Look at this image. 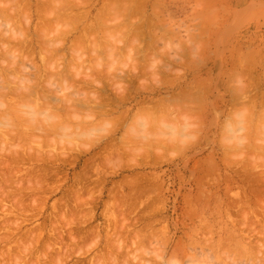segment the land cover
<instances>
[{
	"label": "rangeland",
	"instance_id": "1",
	"mask_svg": "<svg viewBox=\"0 0 264 264\" xmlns=\"http://www.w3.org/2000/svg\"><path fill=\"white\" fill-rule=\"evenodd\" d=\"M2 1H5V2L0 1V4H1L0 11L1 12L4 11L5 13L0 12L1 13L0 15L2 16V17L0 16L1 17L0 24H3V25H0L1 26L0 31L2 32L4 30L8 31L9 34H6L7 38L5 37V39L7 40L8 38H11L9 35H11L10 33L13 32L12 28L14 30L15 29L20 30L21 26L24 25L22 27L23 29L21 28L22 31L20 30L21 32L19 34L24 32L25 36H28L30 40L28 38L25 39V37L24 39H21V38L20 39L22 41L24 40V42L27 41L25 43L29 44L30 48L32 49L31 50L29 46H27V44H24L22 43V41H19L20 43H22V45L24 44L23 48L28 47L29 49L27 50L26 48V53L23 54L24 53L23 51L21 56L28 54V52L31 50L28 55H30L32 58H30V56L28 57V55H26L27 57H25V58H28L27 66H29L30 68L29 67L27 68L30 71V73L27 70H25L24 72H27V74L29 73L31 75L32 74L36 75L33 78L34 81H36V79L38 81L39 78H41V80H39L37 84L39 88L38 86L35 87L34 84L36 83L34 81H33L34 84L32 82H26V81L31 80V78L26 77L27 75H24V74L22 75L21 73L23 71L19 70L21 73H17V74L19 77L20 75H22L23 77L25 76L26 79L25 80H22L21 78L18 79L17 76L15 77L18 80L15 79L14 72L16 74L18 70L10 71L14 67L10 69V68H7L5 64L9 60L11 61L12 57L18 56V55H15L17 54L15 51H17L16 47H19L20 45H17L18 41L17 42L15 41L16 45L14 44L12 46V43H11L12 40L10 42V39H9L8 41L11 43L10 47L15 46L16 50L15 48H14L15 51L12 49L13 53L14 52L15 53L14 55L10 56L9 60L7 59V61L1 58L2 55L0 57V59L4 60V61L1 60L4 68L1 67L0 65L1 67L0 73H3V71L4 73H3V77L0 74V80L3 81L5 86L11 84L12 82H16L15 84L13 83L14 85L12 84V86L9 85L10 87H12V90H13L14 89L13 87H17L20 84L22 86L23 84L19 82L23 81L24 85L21 87L22 90L20 89V86L19 88L17 87L21 91H23L24 86H28V85L31 88L35 87L39 90L41 89V87H45L47 85L49 87L50 84H52V82L51 83L47 82L45 84L46 82L45 80L49 79L46 76V74L47 75L48 73L51 74L49 69H51V67L53 68V66L47 62L53 60L52 58H54L52 62L56 61V59L57 61L55 63L51 62V64H54L55 66V70L53 68L55 73H52V74L55 75L56 73L59 72L57 69L60 70L61 68L60 73L62 74L58 73L59 76L62 75V77H64L63 75L66 72L65 76L72 74L73 77L72 76H70L71 78L67 77L69 79V80L67 79L68 82L66 81V84L69 83L68 86L65 84L67 88L63 84L65 82L61 81L60 79H58L60 80V83L58 82L59 84H54L56 85V89L57 87H60V86L61 87L64 86L65 89H60L62 92V95H60L59 93L60 91L58 90H57L58 93L53 92V91L52 93H50L49 91L48 93L49 95L56 93V96H54L55 94L50 95L54 97L53 101L52 99L50 100L52 102L53 109L50 106L49 108H51V110L48 109L47 111L52 112L53 110L58 108V106L61 103L63 104L66 103V102H61L63 101L62 99H64L65 97H62V99H60L61 96H64V92L66 93L65 94L66 96L68 95V97L71 96V94H75L73 93L74 92L73 90H75V88L73 89L72 86H76V85H72V86H69V85L78 84L81 78L83 79L89 78L90 75H91L90 77L91 79L95 78L99 81H103L105 79L103 77L108 75L106 76L107 80L105 79L102 82V84L105 87L107 85L108 88L106 87L104 88L105 90L102 91V88L100 87L101 84H97V83L96 84L94 83V85L91 84L93 87L92 86L89 87L88 85V87L86 86L87 87L86 89L88 88L90 89L87 91L84 88V92H83V94L85 93L83 95L84 97L85 95H87L88 92H89L88 96L93 97V94H95L97 89L98 90L100 89L103 94L105 92L107 96L109 97L112 96L113 100L116 99V101H119V98H117L119 94L116 93V91H118L117 85L119 84H116V85L114 84L115 83L114 80L116 79L118 80L119 78H121L120 80H123L126 78L124 82H126V84L131 86L132 92H131L130 99L128 101L122 102L121 103L123 104L122 106L121 105L120 107L118 106L119 110L130 109V116L128 117V119H126L127 120L126 122L123 123L114 118L110 119L113 115L107 116L105 119V123L103 120H101L104 117L98 116V118L96 117L95 119L93 116H90L91 118L94 119L92 120L90 119V117L86 118L85 115L87 114H84V112L88 113V110L85 111L86 108L84 110V108L81 107L83 111L82 110L80 111L78 109L74 111V112L78 111L76 113L80 116H77L76 114L75 116L74 114H72V112L70 113L71 115H74L76 119L72 117L71 115L70 116L74 120H72L71 117L70 119L67 118L68 120H66V118L63 119L65 120V122L68 121L67 123H69L70 125L72 124L73 126L75 125L76 127L75 131H78L76 133L73 130L75 129L74 127H72L73 129L70 126H69L70 129L69 127L68 128L63 127L64 129L60 128L62 126H65L64 121L62 122L63 124L62 126L59 123L58 124L60 126H57V124H55L57 126V129L59 127L60 130L62 129L65 131V132L63 131L64 134L61 131H59L60 133L57 132V129L56 130L51 129L54 127H52L50 123L47 125L45 124L50 119L49 117L47 121L45 120V118L48 117L47 116L48 114H46L47 112L41 113L42 116L45 114L44 118L42 119L35 118L33 117V115L29 117L28 114L30 113L28 112L26 113L24 111H27L26 109H29V106L31 105L33 106L34 103L31 104L29 101L32 100L33 102L32 98L34 96H32V98L28 97V99H30L29 101L27 100L29 102V105H27L26 103L28 108L26 107L25 103L21 102L22 101L21 99H18V98L16 99L15 94H11L7 98L9 99L8 101L5 100L7 102V104L5 105L6 107L2 105L5 102L2 104L0 103V113H1L0 114V124L3 123V125H0V249H1L0 264H17V263L18 264H22V263L23 264H34V263L36 264H201V263L202 264H205V263L206 264L208 263L209 264H224L226 262L228 263V261L232 258V256L235 257V259L234 258L231 259L233 261L232 262L229 261L231 262L229 264L234 263V261L236 260H237V263L235 262V264H239V260L241 261L240 264L247 263V260L253 261V263L251 262L252 264L254 263L264 264L263 263L264 262V211H263L264 210V155H263L264 154L263 152L264 132L262 130L263 134L262 133L260 134L261 129H259V131L257 130L258 128L257 125L259 126L260 124H262L264 126V121H263L264 110L262 111V109L264 108V102H263L264 101V97H263L264 96V69H263L264 68V0H154V1L150 0L151 2L149 0H146L145 2L144 0H142L144 4H146V2L147 4L144 7L142 3L143 9L138 8V7L137 8L141 10H145L143 11L144 13L141 10H140L141 12L139 10L138 12L135 10L136 12H134L133 8L130 9V7H134L131 0L129 3L127 2L129 0H125L123 2L124 3L126 2L128 4V7H129L128 10L130 9V11H124L122 9L120 11H122L123 13L119 12L117 8L120 9L121 5H122V8H124L125 6H123L122 1L116 2V4H119L122 2L119 5L120 7H118V5L116 4L115 6H112L114 7L115 10L117 9L116 11L118 14L116 15L114 14L116 11L110 7L112 5V3L111 5L109 3L111 0L109 1L107 0L105 1L104 0H74V1L66 0L67 2L69 1V3H66L65 0L64 2H62V0H58L59 2L57 0H51L53 1V2H50V4L52 5L51 8L54 10L50 8L51 10L49 9V12L47 10L48 5H49L48 3L49 0L48 2L44 0V2H46V5L48 3L47 7L46 6L44 7L45 3L43 5L45 10L47 11L45 12L46 15L44 14V20L42 19L39 20L38 16L41 17L40 14L42 12L40 13L39 11H37V7L39 6L41 7V5L43 4L42 3L43 0H41L42 2L38 0L39 2H41V5L39 3V6H37L38 4L36 0H32V1L29 0L30 2L27 0L28 4H27V1L25 3V1L18 0L20 1L18 2L16 0L17 1L16 3L15 0H12V1L9 0L10 3H16L15 6L14 4H9L10 6L9 5L8 6L10 8H8V6L6 5L4 6V4L9 3L8 0H2ZM85 1H88V2H85ZM137 1H134V2L137 3ZM103 2L104 4L105 3L106 4L109 3V4L103 5ZM153 2H158V4L156 3L154 4L155 6L158 5L159 8L156 6L157 9H154V4L151 5ZM70 3L72 4L70 5ZM20 4H23V5L20 6ZM24 5H26V7L27 6L29 7L30 5L31 6L27 10L26 7H24L23 9ZM2 6H4V8H6L7 11L3 10L4 8L1 10ZM16 6L20 9V11ZM63 6L64 7L66 6V7L63 8ZM101 6H102V9L100 10ZM103 6H106V8ZM108 6L110 7V9L115 11L113 12V14L109 13V11L107 13ZM12 7L14 8L16 7L15 8L16 10L18 9L16 12L17 14L14 13L15 9H13ZM59 7H60V10H58ZM68 8H70L72 12ZM104 8L106 9V11L104 10ZM9 9L10 11L13 10L12 12L14 14L12 13L11 15V12L9 11ZM39 9L41 11L43 8L41 7V8H38V10ZM62 9L70 11L69 13L72 15L70 14L68 15V13H66L67 11H65L67 15L66 14L64 15L63 12L61 11ZM134 9H136V7H134ZM24 10L25 12H23ZM102 10L105 12L102 13L101 12ZM112 10H110V12H112ZM153 10L156 12L159 11V13L160 12L161 13L163 12V13L160 15H158L159 13L153 15ZM18 11L20 12V14ZM29 11L30 13H28ZM60 11L62 12L61 13L62 18L61 17L57 19L54 18L53 20V16L56 17L54 14L55 13L56 15L60 14ZM79 11L81 14L78 13ZM37 12H39L40 14L38 15ZM97 12L102 13L101 18L99 15L98 19L99 18L104 19L103 21H101L100 19L99 21L97 19V16H95V14L98 15ZM124 12L125 13L131 12L133 18L131 19L132 17L130 15L131 13H129V15L127 14L126 16H124L125 15ZM23 13H24V16H23ZM104 13H106L105 17H102ZM120 13L124 15L121 16ZM2 14L6 16L3 17L4 15ZM7 15H10L12 17L15 16V18L7 17ZM17 15H20V16L18 17ZM157 15L159 16V19H157ZM28 16L29 17L31 16L30 21H29ZM66 16L68 17L71 16V18L70 17L68 18ZM113 16L116 18H113ZM135 16H136V19H134ZM110 17H112L113 22L112 20H110L111 19ZM121 17H125V23L126 24L129 23L127 24L129 26L123 24L124 19ZM144 17L147 22L143 23L144 30H140L139 29L140 24L138 25V23H141L142 21L141 18L144 19ZM83 18L84 19L87 18V19L84 20ZM126 18L128 19V21L126 20ZM106 19L110 20V21L108 20L107 21L111 23V26H109L110 24L107 21H105ZM114 19L116 21H114ZM138 19L140 22L137 21ZM16 20L19 21L20 23H16L17 22ZM26 20L28 21L26 22ZM57 20H59V22ZM62 20H65V21H62ZM79 20L81 21V23ZM148 20L151 23L148 24ZM3 21H6L8 23L6 22L4 23ZM44 21L45 22L47 21V23H44ZM118 21L119 23H117V25L119 27L124 26L125 29L127 27L128 33L130 35L127 33V30L124 31L125 29L123 30L122 28V30H120L121 28H118V26L116 25V22ZM129 21H132V23L134 24H132ZM29 22H30V25L29 26L26 25V24H29ZM99 22L101 24L102 22L103 24H109L108 26L107 25L105 26L111 27L110 30L108 31L109 28L105 30L106 28L103 25H102L103 29L101 27L99 28L98 26L100 25ZM14 23H16L15 28L14 26H11L12 24L15 25ZM20 24L21 26H19ZM43 24L44 25L46 24V27ZM136 24L138 26H136ZM69 25L71 26L69 27ZM37 26L39 27L37 28ZM27 27H30V28H27ZM41 27L42 28L45 27L44 32L41 31L40 29ZM63 27L64 29L67 28V30L65 29L66 30L65 31L64 29H62ZM68 27H69V30H68ZM90 27H91V30H90ZM135 27L136 28L138 27L137 29L140 31V34L138 32L139 36H137V33L135 34L137 38L132 37L133 32L135 33V31L133 30H136ZM57 28H58V31L62 30L64 32L63 36H62L61 31L60 32L56 31ZM132 28L134 29L132 30ZM130 29L133 32L132 31L130 32L129 31ZM89 30L90 32L92 31V34L89 32ZM103 30H105V32ZM102 31L106 35L107 34L109 35V33H111V35L114 34V36L119 35L117 36L119 37V39L115 38L116 40H114L112 38L113 40H111L110 38L112 36L110 37V35L109 37L106 36L105 38V35L102 33ZM111 31H114L116 33L111 32ZM2 32H1V35H3ZM54 32L55 33L57 32L63 38L65 36L66 37L63 39L62 37L58 36V34L55 35ZM120 32L124 34H120ZM26 33H28V35ZM84 33H86L87 36L85 35V37L88 38V40L82 39ZM14 34H15V31H14ZM42 35H44V38L45 36H48L47 37L48 39L45 40ZM51 35H53L54 37ZM35 36H37L38 39L39 38L42 39V40L39 39V42L40 41L42 42V43L40 42L41 46L39 45V42L37 41L38 39ZM55 36L57 37V39ZM78 36L79 38L81 36L80 40H85V45L87 49L82 43L83 41L81 42L80 40H78L77 38ZM120 36L122 37L121 41H119L121 39ZM91 39H93V41H91L93 45H91V42H89ZM130 39L132 42L130 41ZM150 39H153V40H150ZM17 40H19V37ZM52 40L59 41L57 42L59 43V45L55 42L56 45L58 46L57 47L54 46V47L58 49V52L60 54L59 53L56 54L57 52H53L54 50L57 51V49L54 48L53 50L52 46L50 47L49 45L47 46L46 44L47 42L43 44L44 41H48V44H49L50 41ZM101 40H102V44H100ZM31 41L32 43H30ZM106 41L109 47H110L109 43H111L113 49L107 47L105 43ZM112 41L114 42L116 41V43L114 44V42ZM77 42H81V43H77ZM88 42L90 43L92 47L89 45ZM103 42L105 43V46L103 45L104 44ZM97 43H98L99 48L97 46ZM126 43H128L129 45ZM71 44L75 45L73 46L74 51L73 49L71 50L72 48ZM80 44H83L84 47L81 45V47L79 48L78 46H80ZM116 44L120 46H117ZM102 45L105 48L104 52H100L101 49L103 48ZM149 45H151L152 48H150ZM45 46L47 47V49H45ZM88 46H90V48H88ZM93 46H96L94 48L95 49L98 48V49L94 50L93 52L91 51L93 53L92 54L90 50L91 49L93 50ZM136 46H138L140 49L137 48ZM131 47L133 48L132 51L130 49ZM134 47H135V50H134ZM0 48H1L0 50L3 51V47L1 46ZM43 48L47 52H48V48L52 49L53 51L46 53L44 52V50H42ZM104 48L102 50H104ZM106 49H108L111 52V54H108L110 52ZM114 49H115L114 51L115 53L113 52ZM23 50H25V48ZM129 50L131 52H129ZM136 50L138 52L136 53L133 52ZM18 51H21V49ZM82 51L84 53H82ZM140 51H142L143 55L140 53ZM96 52H98L99 54L101 53L102 54V55L100 54L101 57ZM119 52L121 53L119 54ZM43 53L47 55L43 56L44 55ZM81 53L84 54L83 57ZM105 54H106V57H105ZM115 54L116 56H114ZM118 54L120 56H118ZM57 55H62L61 56L62 58ZM73 55H75V58H78L79 55H80L79 57H82V58H79L81 60L78 59L79 61H77L76 63ZM92 55H94L96 59ZM108 55H110L111 58ZM47 56L49 57V59H47L48 58ZM44 57H46L45 59H47L48 61L47 60L44 61L43 59ZM58 57L61 60L58 59ZM17 58L15 59L14 57L15 60L13 59L14 61L12 60L11 62L13 63L15 61L17 62ZM19 58L22 59L24 58V56L19 57ZM71 58L73 59L71 60ZM112 58H114L116 62L114 60H111ZM82 59L83 60L86 59V61L89 64L85 63L86 61L84 62ZM105 59H107L108 61ZM90 60L92 62H90ZM101 60L104 63L107 62V64H104V66H102ZM139 60L140 62L138 63L137 61ZM28 61H30L32 65L29 64L30 62ZM61 61H63L64 63ZM94 61L96 62L94 63ZM109 61L111 62L113 61L112 63L114 64L111 63L112 64L111 66L110 63H108ZM4 62L5 64H3ZM35 62L37 63L38 66L36 65ZM58 62H59V65H57ZM81 62L83 64L85 63L86 66L85 64L84 65L81 64ZM120 62L122 64H117ZM133 62L135 64L132 65ZM42 63L45 64V66H43ZM246 63H248L249 65H247ZM245 64L250 67V68L248 67L247 68L248 70L250 69V72L252 71L251 73L248 70L244 71L245 69H247L245 68L246 67ZM49 65L51 67L48 69L47 66ZM69 65L72 68H74V70L75 69L77 70L74 71L73 69H71V67H69ZM79 65L81 67L82 65L84 66V68L83 67L82 68L85 70L83 69L82 70L85 73V76L83 75L84 73L80 74L82 70ZM87 65L88 66L91 65V66L88 67ZM242 65L244 66V68ZM135 66H138V67L136 68ZM92 67L93 68L97 67V68L93 69ZM101 67H103L102 72H101L102 70ZM2 68L4 70H1ZM44 68L45 69L47 68L49 72L46 71L47 73L45 74ZM89 68L92 69L91 72H89L90 71ZM68 69L71 72H68L69 71ZM97 69H99L100 71L99 70L96 71ZM112 69H113V73L110 72V70L112 71ZM8 70H9V73H12V74H9ZM38 70L40 73L37 72ZM33 71L34 72L36 71L37 74H35L36 72L34 73ZM107 71H109L110 77L114 76V78L113 77L110 78L109 74H106ZM94 72H95L94 74L95 77L92 74ZM74 73L78 74L77 77L75 76ZM43 74H45V77H46L45 80L42 79V77H40L41 75L43 76ZM100 74H102L101 76L103 77L99 76ZM115 74H118V76ZM159 75H161L160 78L156 77ZM97 76L99 78H97ZM244 76H246L245 79L243 78ZM247 77L248 79L250 78V80H247ZM3 78L5 79V81ZM7 78H8V81H7ZM57 78H61V77H57ZM254 78H255V81H254ZM42 80L45 81L44 82L45 85H43V83L40 84L41 82H43ZM58 80H56L55 82L57 83ZM112 80L114 83H112ZM17 81H19L18 84H17ZM47 81H51V80H47ZM74 81L76 83H74ZM109 81L111 82L108 83ZM31 83L33 84V86ZM60 84H63V85H60ZM245 84L248 86H246ZM252 86L253 88H251ZM18 89L16 91H19ZM50 89H44V90L47 91ZM62 90H64V92ZM187 93H188V96H186ZM234 93H237V94H234ZM240 94H243L244 96L243 95L240 96ZM247 94L249 95V97ZM75 95H78V94H75ZM75 95H72L73 97L71 98L74 99ZM79 95H80L79 97L82 98V94L80 93ZM12 98L15 99V102L17 100L18 101L21 100L20 101L21 104L19 103V105L16 106V108L14 107V109H18L16 111L14 109H10V107H13L12 105H14L15 103ZM58 98L60 100V103H59V100H56ZM242 99L243 101H241ZM157 100L159 103L157 102ZM18 101L16 102V104L18 103ZM41 101L43 102L42 99H39L38 102L40 103ZM160 101L161 102L166 101V102L161 103ZM53 102H54V105L56 102L58 106L57 107L56 105L54 106ZM22 104H23V108L25 106L24 108L25 110L21 108ZM154 104L156 105L158 104L159 106H155ZM262 104H263V107H262ZM115 105H119V104L116 103ZM153 105L155 107H153ZM141 106L143 107L146 106V108L148 107L149 110H147L148 108L141 109ZM54 107L56 108L54 109ZM113 107H114V104H113ZM137 107H140V108H137ZM165 107L166 108L168 107L167 108L168 111L166 110ZM186 107H188L189 111ZM240 107L242 108V110H240ZM254 107H256V109L258 108L257 111L259 112L255 111ZM139 109L143 110L144 112L146 110L145 112L146 114L144 112H141V110L139 111ZM181 109H182V112H181ZM153 110H156V112L154 111L155 113H153ZM186 110L188 112H186ZM58 111L60 113H58ZM58 111L57 109L55 110L56 113L62 114L60 117H65V115L67 114L66 112H68V111L64 112L65 110L64 111L58 110ZM79 111H80V114H79ZM157 111H161L162 114ZM163 111H166V112H163ZM11 112H14V113L17 112L16 116L13 113L10 114ZM135 112L136 114H134ZM137 112H139V114L140 113L141 114L143 113V114L139 116ZM151 113L153 114L151 115ZM189 113L190 114L192 113L191 114L192 117L191 115L188 116ZM257 113L258 114L261 113V114L258 115ZM11 115H13L14 118H12ZM67 115L69 116V114ZM131 115H133L134 118L133 116L131 117ZM136 115L138 116L136 117ZM153 115L155 116V119L151 120V117ZM246 115H248V117ZM154 116L152 118H154ZM185 116L188 117V120H186ZM214 116L215 118H217V120L214 119ZM236 116L238 117V119ZM259 116H261L260 117L261 119L259 118ZM16 117H18L17 118L18 122L16 121ZM60 117L58 118V120L61 119L60 120L61 122L62 118ZM80 117H82L81 119H84L82 120V122H80L81 121ZM252 117L253 118L256 117V118L253 119ZM55 118L56 117H54V119ZM99 118L100 120H98ZM135 118L136 120H134ZM138 118L139 120H137ZM164 118H166L167 123L163 122L165 121ZM176 118L180 119L181 122L180 120L179 122H176L175 121L177 120ZM251 118L253 119V121H251L252 120ZM24 119L26 120V122H23ZM29 119L32 121H30ZM131 119L135 121V122L133 121L134 123H132V125L135 124L136 122L139 123V124L137 123L135 124L136 128L134 125L130 126L131 124L130 122H132ZM249 119H250V122L248 121ZM256 119H259L260 121ZM27 120L29 121L27 122ZM44 120L46 121L45 123H43ZM51 120L52 119H50L49 121L51 122ZM85 120H88V121H85ZM110 120L112 122L111 124L109 123ZM155 120L156 122H158V124L156 123V125H155ZM19 121L23 122V124L24 123L26 124L23 125ZM98 121H101L103 123H100ZM214 121L215 122L217 121V122L215 123ZM228 121L229 122L231 121V125L232 124L234 125V126L232 125V128L230 129H229L230 123ZM239 121H242L241 123L244 124V125L241 124L243 128L239 129V127H241L240 125L238 126L237 124ZM92 122H97V125L99 126L97 127L96 125H94L97 128L94 126L92 127V128H96L95 130L92 129L93 130L91 132L92 134L90 132H89V135L86 134V131L88 130H85V132L83 131L82 133V131H79L80 128L79 129L77 128L80 126V124L78 123H81V129H82V124L84 127L83 129H86L85 128L86 125L84 126V123L85 124L88 123L87 126L89 125L88 127H91ZM171 122H174V123L172 124ZM247 122H248V125H247ZM38 123L39 124L43 123V125L45 126L50 125V128L46 127L47 128L46 129L44 128L43 125L39 126ZM149 123L150 124L152 123V124L150 125ZM169 123L171 124L169 125ZM177 123L178 124L180 123L179 126L184 125L182 126L183 128L181 126L179 127ZM224 123L226 124V126H224ZM19 124L21 125V128H22L21 130L19 129L20 128ZM27 125L30 126V129H29V126ZM33 125H36V126H33ZM172 125L174 129L173 127H171ZM235 125H237L238 130H237V127H235ZM31 126L35 128L37 126L38 127L36 129L32 128L33 130H31ZM128 126H130L129 129H127ZM248 126H251V127H248ZM141 127H142V130H141ZM146 127L148 128V131L150 130L151 132H153L152 135H155L156 137L155 136H152L151 138L149 137L151 140H149L148 136L145 137L143 135L144 134L143 131L145 130ZM25 128L27 129L25 130ZM179 128L180 129L182 128V129L178 132ZM250 128H252V130ZM262 128L264 129V127ZM43 129L48 130V132ZM71 129L74 131L72 132V134L75 133L74 135H76L75 137L77 140L74 138V136L72 137L70 136L72 139L66 138V137H69L67 135H70ZM233 129L237 131L235 132ZM241 129L242 130L244 129V130L242 131ZM246 129L249 134L248 135L249 137L247 136ZM23 130H25L26 132ZM53 130L56 134L55 137L58 136V138L61 137L62 139H59V140L57 138L55 139V137H53L54 134L53 136L49 135L50 131L53 133ZM127 130L130 133L134 132L136 135L130 134ZM130 130L133 132H131ZM135 130H137L136 132H139L141 130L139 132L141 134L136 133ZM168 130H170V132ZM15 131L16 132L18 131V132L16 133ZM66 131L70 133L69 134L67 133L66 135ZM95 131L99 133L95 134L96 133ZM155 131L156 132L158 131L157 134H155ZM189 131L191 132L188 133ZM232 131H234V133ZM27 132L28 134L31 132L30 134H32L31 136H33V138L30 136V134L27 135ZM38 132L40 135H38ZM79 132L81 134H78ZM109 132H110V135H109ZM146 132L147 131H145V133ZM229 132L232 133V135ZM33 133L35 136L33 135ZM122 133H124V135ZM99 134L101 135L104 134L102 135L103 138ZM146 134H148V132ZM255 134H257L258 137H256ZM7 136H11V137H7ZM86 136L87 137L89 136L88 138H90L89 139L90 142L88 141V138L86 139ZM93 136L97 138L96 141H94L96 142V144L93 142V140L95 139ZM122 136L124 137V140L127 139V142L126 140L125 142H123V147L125 149L120 148L121 150L119 149V151L122 155L124 153L125 155L122 156L117 151L115 152L116 157L115 156L113 157V160H114L113 161L112 156L114 155V152L112 151L114 150L110 149L112 150L111 152L113 153L111 154L110 151L104 150L106 148V147L104 148V146L107 145L108 147L110 141L112 142L113 140L114 141L118 139L120 140V137L123 139ZM157 136L159 137L157 138ZM83 137L85 138L83 139ZM99 137H100V142H99ZM128 137L130 140L128 139ZM133 137H135L136 139ZM8 138H11V139L9 140ZM48 138L52 140L50 141ZM64 138L70 141H67ZM137 138L139 139L141 138L140 139L141 142L133 141V140H137ZM159 138L161 139L162 142L160 141ZM23 139H26L27 141ZM39 139L40 141H38ZM41 139L43 141L45 139L46 142L47 141L49 142V143L48 142L46 143L47 146L43 145L45 143ZM80 139H83V141ZM131 140L135 142V145H133L134 143L131 142ZM41 141L43 144L41 143ZM64 141L70 142L69 146L68 144L66 145L65 143L67 142H64ZM149 141L150 143H148ZM151 141H153V143ZM233 141H235L234 145H233ZM27 142L28 143L30 142L31 144L30 143L28 144ZM50 142L53 144H50ZM71 142L73 144H71ZM221 142L223 143V145ZM230 142L232 144V147L230 146L231 145ZM57 143L61 147L58 146ZM129 143L130 144L133 143V144L130 145ZM63 144L68 146L70 151L68 150V147L64 146ZM74 144L76 147L74 146ZM126 144L130 146L128 147V145ZM143 144H144V147H143ZM151 144L153 145L151 146ZM154 144L156 145L154 146ZM39 145H42V146L39 147ZM52 145L54 147H57L56 151L52 150V149H56V148H53ZM62 145L64 146V149ZM140 145H142L141 147H143L144 149H142L141 147H138ZM146 145L147 147H149V148H146L147 151L145 150ZM28 146L29 147L31 146L32 149L29 148ZM133 146H135L134 150L129 149ZM235 146L237 147L240 146V147L237 149V147ZM33 147L35 148L33 149ZM48 147H51V149ZM80 147H84L85 150L84 148H80ZM150 147H153V148H150ZM139 148H141L142 150ZM82 149L84 151H82ZM103 150L106 151V153H104ZM129 150H131L130 152H135V154H138V155L131 154ZM122 151H124V153ZM230 151L234 153L230 155L229 154L231 153ZM33 152H35V154H33ZM128 153L131 155V158ZM13 154H15L16 156H13ZM53 154L56 159L61 158V156H62V159L61 160L59 159V161L56 160L58 162H55L54 156L52 159ZM67 154H69L70 156L69 155L67 156ZM96 154H98L99 157H102V158L98 160L99 157ZM104 154L105 156H103ZM19 155L20 156L22 155V156L20 157ZM95 155L98 158L95 157L96 158L95 159L93 157ZM108 155L110 158L106 157ZM212 155L214 156L212 157ZM49 156L51 158H48ZM132 156L135 158H133ZM103 157H105V159H103ZM33 158H36L35 159L36 161ZM68 158H70L71 160ZM48 159L50 161H48ZM92 159L94 160L92 161ZM16 167L17 168L19 167V168L17 169ZM13 168L14 170H12ZM51 169L52 171H50ZM84 173H85L84 178L86 179H83V178L80 179V177L83 176ZM229 176L231 179L229 178ZM87 178L89 179L87 180ZM77 179L81 181L80 184H79V181L78 183H76ZM135 179L136 181H134ZM74 194H75V197L78 196L76 197L78 200L74 199L75 198ZM256 194L257 195L259 194V195L257 196ZM124 196L125 198H123ZM241 196H244V197L246 196L245 198L250 200L249 201L250 204L245 198H242ZM70 198L71 199L73 198V200H71ZM82 198L84 199L83 201H82ZM72 201H75V202H72ZM67 221H70L71 223ZM57 232H58V235H57L58 237L55 235V233L57 234ZM68 233L70 235H68ZM1 237H4V238H1ZM75 240L76 242H74ZM200 247L203 248L202 249V251L204 252L203 254H197L196 252V251H200L201 249ZM13 249L15 250L13 251ZM210 251H211V254H210ZM205 252H206V255H205ZM6 253H7V256H6ZM70 253L72 254L70 255ZM216 253L219 255H217ZM57 254H59L60 256H58ZM213 254H215L217 258L218 257L220 258L216 259V257ZM208 255H209V258H210V255L214 256L213 258H215L216 260L210 258L211 261L209 260L210 262H208L207 260L209 259L207 258ZM7 257H9V259ZM13 257L17 258V260L14 259ZM226 257L228 258V261ZM195 258H197L198 260H196ZM199 258L205 262L201 260H200L201 263L198 262ZM35 259L36 260L38 259V261H36ZM3 260L4 262H2ZM59 260H61L62 262ZM242 260L245 261V263H243Z\"/></svg>",
	"mask_w": 264,
	"mask_h": 264
},
{
	"label": "bare ground",
	"instance_id": "2",
	"mask_svg": "<svg viewBox=\"0 0 264 264\" xmlns=\"http://www.w3.org/2000/svg\"><path fill=\"white\" fill-rule=\"evenodd\" d=\"M0 1H1V2H5V1H2V0H0ZM11 1H12V0H11ZM15 1H16V0H15ZM17 1H18V0H17ZM17 1H16V3H17ZM20 1H25V3H26L27 0H20ZM20 1H18V2H20ZM28 1H29V0H28ZM28 1H27V4H28ZM30 1H32V0H30ZM30 1H29V2H30ZM39 1H41V0H39ZM39 1L36 0V2H37V4H38V5L36 4L37 6H39V3H40V5H41V2H42V1H41V2H39ZM57 1H58V0H57ZM73 1H74V0H73ZM104 1H105V0H104ZM107 1H109V0H107ZM112 1H113V2H112ZM120 1L123 2V1H125V0H118V1H117V0H116V1L111 0V1L109 2L110 5H111V3H112V5H111L110 7L114 9V7H112V6H115L116 2H120ZM134 1H137V0H133V1L131 0L133 6L136 7V9H134V7H130V9L133 8V11H134V12H136V11L138 12V10L140 11L141 9H143V8H142L143 5H144V7H145V5L147 4V2H146V4H144L142 0H141V2H140V0H138L137 3H135ZM145 1H146V0H144V2H145ZM149 1H150V0H149ZM149 1H148V2H149ZM153 1H154V0H153ZM8 2H9V3L4 4V6H5V5L8 6L9 4H14V6H15V4H16V3H10L9 0H8ZM46 2H48V0H46ZM46 2H44V0H43V2H42L43 4L41 5V7H42L44 10L42 9V10L40 11V9L38 10V8H41V7H40V6L37 7V11H39L40 13L42 12L41 14H40L39 12H37L38 15L40 14L41 17H43V18H41L40 16H38V17H39V20H40V19L44 20V14L46 15L45 12H47V11L45 10L44 7H45V6L47 7V5H48V3H49L50 6L48 5V8H47L48 12H49V9L52 7V5L50 4V2H53V1L49 0V2L47 3V5H46ZM58 2H59V1H58ZM62 2H64V0H62ZM65 2H66V3H69V1L67 2L66 0H65ZM85 2H88V1H85ZM122 2H121V3H122ZM127 2L129 3L130 0L127 1ZM150 2H151V1H150ZM23 3H24V2H23ZM25 3H24V4H25ZM44 3H45V5H44ZM72 3H74V2H72ZM72 3H70V5H71ZM109 3H107V4H109ZM121 3L116 4V5H118V7H120L119 5H120ZM134 3H135V5H134ZM142 3H143V5H142ZM154 3L158 4V2H153L151 5H153ZM31 4H32V2H31ZM77 4H78V3H77ZM105 4H106V3H105ZM105 4H104V2H103V5H105ZM107 4H106V5H107ZM122 4H123V6H125V7L122 8V5H121V8H120V9L117 8L119 12L123 13L122 11H120V10H122V9H123L124 11H130V9L128 10L129 7H128V4H127L126 2H125V3L123 2ZM126 4H127V6H126ZM21 5H23V4H20V6H21ZM43 5H44V7H43ZM62 5H63V4H62ZM64 5H66V4H64ZM68 5H69V4H68ZM70 5H69V6H70ZM130 5H131V3H130ZM0 6H1V4H0ZM4 6L1 7V10L4 8ZM9 6H10V5H9ZM9 6H8V8H10ZM11 6H12V5H11ZM20 6H19V7H20ZM30 6H31V5H30ZM30 6H29V7H30ZM56 6H57V5H56ZM73 6H74V5H73ZM156 6L158 7V5H156ZM156 6H155V4H154V9H157ZM16 7H17V6H16ZM16 7H15V8H16ZM24 7H26V5L23 6V9H24ZM27 7H28V6H27ZM27 7H26V9L28 10L29 7H28V8H27ZM60 7H61V5H60ZM60 7H59L58 10H60ZM65 7H66V6H65ZM65 7L63 6V8H65ZM67 7H68V6H67ZM76 7H77V6H76ZM80 7H81V6H80ZM83 7H84V6H83ZM103 7L106 8V6H103ZM110 7L108 6V8H107V13H108V11H109V13L113 14V12H115L117 9H116V10L114 9V10H115V11H114V10L110 9ZM137 7H138V8H141V9H138ZM8 8H7V9H8ZM12 8L15 9L14 7H12ZM12 8H11V9H12ZM17 8H18V7H17ZM53 8H54V6H53ZM70 8H71V7H70ZM70 8H68V9H70ZM78 8H79V7H78ZM105 8H104V10L106 11ZM158 8H159V7H158ZM18 9H19V8H18ZM18 9H17V10H18ZM51 9H52V8H51ZM51 9H50V10H51ZM66 9H67V8H66ZM101 9H102V6H101L100 10H101ZM3 10H6V8H4ZM17 10L15 9V12H14V13H16ZM52 10H54V9H52ZM73 10H74V9H73ZM110 10H112V12H110ZM135 10H136V11H135ZM6 11H7V10H6ZM9 11H10V9H9ZM12 11H13V10L10 11V12H11V15H12V13H13ZM19 11H20V9H19ZM19 11H18V12H19ZM43 11H44V12H43ZM61 11L63 12L64 15H65L66 13H68V15H69V14H70L69 12L71 11V9H70V11L63 10V9H62ZM61 11H60V14H57V15H56V13L54 14L56 17L53 16V20H54V18L57 19V18H59V17L62 16V14H61L62 12H61ZM65 11H67V12L65 13ZM87 11H88V10H87ZM105 11L102 10L101 12L103 13V12H105ZM133 11H132V12H133ZM141 11L143 12V11H145V10H141ZM141 11H140V12H141ZM157 11H158V10H157ZM0 12H1V11H0ZM23 12H25V10H24ZM51 12H52V11H51ZM55 12H56V10H55ZM57 12H59V11H57ZM71 12H72V11H71ZM101 12H97L98 15L95 14V16H97V19H98V16H99V15H100V18H101V15H102ZM154 12H156V11L153 10V15L159 13V11L156 12V13H154ZM1 13H5V12L2 11ZM1 13H0V14H1ZM14 13H13V14H14ZM28 13H30V11H29ZM78 13H80V11H79ZM88 13H90V12H88ZM99 13H101V14H99ZM121 13H120L121 16L124 15V14H121ZM124 13H125V12H124ZM129 13H131V12H129ZM129 13L126 12L124 16H126L127 14L129 15ZM143 13H144V12H143ZM162 13H163V12H162ZM162 13L160 12L158 15H160V14H162ZM6 14H7V13H6ZM8 14H9V12H8ZM16 14H17V13H16ZM16 14H15V15H16ZM19 14H20V12H19ZM25 14H26V13H25ZM42 14H43V16H42ZM80 14H81V13H80ZM83 14H84V13H83ZM105 14H106V13H104L102 17H105ZM114 14H115V15L118 14L117 11H116ZM2 15H4V14H2ZM28 15H29V14H28ZM48 15H49V14H48ZM58 15H59V16H58ZM64 15H63V16H64ZM66 15H67V14H66ZM70 15H72V14H70ZM84 15H85V14H84ZM84 15H83V16H84ZM108 15H110V14H108ZM130 15L132 16V13H131ZM134 15H135V14H134ZM144 15H145V14H144ZM144 15H143V16H144ZM158 15H157V19H159V16H158ZM0 16H1V15H0ZM5 16H6V15H4L3 17H5ZM17 16L19 17L20 15H17ZM23 16H24V13H23ZM73 16H74V14H73ZM80 16H82V15H80ZM106 16H107V15H106ZM111 16H112V15H111ZM131 16H129V17H131ZM1 17H2V16H1ZM1 17H0V18H1ZM7 17H12V16L7 15ZM7 17H6V19H7ZM28 17H29V16H28ZM28 17H27V18H28ZM30 17H31V16H30ZM30 17H29V21H30ZM38 17H37V19H38ZM66 17H68V16H66ZM69 17L71 18V16H69ZM69 17H68V18H69ZM76 17H77V16H76ZM107 17H108V16H107ZM119 17H120V16H119ZM149 17H150V16H149ZM154 17H156V16H154ZM12 18H15V16L12 17ZM21 18H22V17H21ZM61 18H62V17H61ZM72 18H73V17H72ZM100 18H99V19H100ZM110 18H111L110 20H112V17H110ZM113 18H116V17L113 16ZM117 18H118V16H117ZM121 18L124 19V20L121 19V20H123V22H124L123 24H125V25L129 24V23H127V24L125 23V17H121ZM127 18H128V17H127ZM127 18H126V20L128 21ZM132 18H133V16L131 17V19H132ZM152 18H153V16H152ZM3 19H4V18H3ZM16 19H17V18H16ZM25 19H26V17H25ZM25 19H24V21H25ZM83 19H84V18H83ZM83 19H81V20H83ZM85 19H87V18H85ZM85 19H84V20H85ZM97 19H96V20H97ZM99 19H98V20H99ZM134 19H136V16H135ZM139 19H140V18H139ZM139 19L137 20L138 22H140ZM8 20H10V19H8ZM12 20H13V19H12ZM14 20H15V19H14ZM18 20H19V18H18ZM22 20H23V19H22ZM22 20H21V21H22ZM45 20H47V19H45ZM48 20H49V19H48ZM59 20H60V19H59ZM59 20H57V21L59 22ZM98 20H97V21H98ZM100 20L103 21L104 19H100ZM100 20H99V21H100ZM107 20H108V19H106L105 21H107ZM110 20H108V21H110ZM118 20H119V19H118ZM141 20H142L141 23H138V25L140 24L139 29H140V30H144V24H143V23H146L147 21L145 20V17H144V19L141 18ZM144 20H145V22H144ZM149 20H150V19H149ZM149 20H148V24L151 23V22H150L151 20H150V21H149ZM16 21H17V20H16ZM27 21H28V20H26V22H27ZM49 21H50V20H49ZM49 21H48V22H49ZM62 21H65V20H62ZM66 21H67V20H66ZM79 21H80V20H79ZM79 21H78V22H79ZM97 21H96V22H97ZM108 21H107V22H108ZM114 21H116V20L114 19ZM137 21H136V23H137ZM152 21H153V20H152ZM3 22L5 23L6 21H3ZM13 22H14V21H13ZM50 22H51V21H50ZM107 22H106V23H107ZM112 22H113V20H112ZM129 22L132 23V21H129ZM133 22H135V21H133ZM1 23H2V22H1ZM6 23H8V22H6ZM9 23H10V22H9ZM16 23H20V22L17 21ZM16 23H14L15 25L12 24L11 26H14V28H15ZM22 23H23V22H22ZM22 23H21V24H22ZM40 23H41V22H40ZM44 23H47V21H46V22L44 21ZM62 23H63V22H62ZM80 23H81V21H80ZM97 23H98V22H97ZM108 23H109L110 25H109V24H103V22H102V24L99 22L100 25H98V24H97V25L99 26V28L101 27L102 29H103V26H104V27L106 28L105 30H107V29L109 28V29H108V31H109L111 27H107V26H108V25L111 26V23H110V22H108ZM117 23H119V21L116 22V25H117ZM120 23H122V22H120ZM21 24H20L19 26H21ZM25 24H26V23H25ZM76 24H77V23H76ZM88 24H89V23H88ZM114 24H115V23H114ZM132 24H134V23H132ZM142 24H143V25H142ZM0 25H3V24H0ZM6 25H7V24H6ZM26 25L29 26V25H30V22H29V24H26ZM26 25H25V27H26ZM38 25H39V24H38ZM43 25H44V24H43ZM52 25H53V24H52ZM84 25H85V24H84ZM95 25H96V24H95ZM102 25H103V26H102ZM105 25H107V26H105ZM130 25H131V24H130ZM138 25L136 24V26H138ZM141 25H142L143 27H142ZM9 26H10V25H9ZM23 26H24V25H22L21 28H22ZM40 26H41V25H40ZM44 26L46 27V24H45ZM47 26H48V25H47ZM70 26H71V25H69V27H70ZM91 26H92V25H91ZM112 26H113V25H112ZM117 26H118V25H117ZM120 26H122V25H120ZM127 26H129V25H127ZM132 26H133V25H132ZM132 26H131V27H132ZM0 27H1V26H0ZM25 27H24V28H25ZM38 27H39V26H37V28H38ZM42 27H43V26H42ZM42 27H41L40 29H41L42 32H44V30H45L44 28H45V27H44V28H42ZM61 27H62V26H61ZM61 27H60V28H61ZM65 27H67V26H65ZM69 27H68V30H69ZM86 27H88V26H86ZM86 27H85V28H86ZM131 27H130V28H131ZM6 28H7V27H6ZM19 28H20V27H19ZM21 28H20V30H21ZM27 28H30V27H27ZM47 28H48V27H47ZM49 28H50V26H49ZM60 28H59V30H60ZM95 28H96V26H95ZM95 28H94V30H95ZM112 28H114V27H112ZM115 28H116V26H115ZM118 28H121L120 30H122V28H123V30L125 29L124 26H122V27H119V26H118ZM135 28H136V27H135ZM137 28H138V27H137ZM137 28H136V30H133L134 28H132V30L135 31V33H134L131 29L129 30L130 32H131V31L133 32V36H132L133 38H134V37L137 38V36H139V35H138V32H139V34H140V31H139ZM1 29H2V28H1ZM4 29H5V28H4ZM7 29H8V28H7ZM9 29H10V28H9ZM22 29H23V28H22ZM40 29H39V30H40ZM62 29H64V27H63ZM65 29L67 30V28H65ZM65 29H64V30H65ZM83 29H84V28H83ZM83 29H82V30H83ZM92 29H93V27H92ZM12 30H13V32L10 33L11 35H9L11 38H8L7 40L5 39V37H6V34H9L8 31H7V30H4L5 32H4V31H3V32L0 31V47H1V46L3 47V51L0 50V52H1V53H0V57H1V55H2L1 58L5 59L6 61H7V59L9 60L10 56L14 55L15 52L17 53V54H15V55H18V56H14L15 59H16L17 57L19 58V57H22V56H24V58H25V57H27L26 55H28V54L30 53V51L32 50V49L30 48L29 44L25 43V42H27V41L24 42V40H23V41L21 40V39H24V37H25V39H26V38L29 39V37H28V36H25L24 32L21 33V34H19L22 30L20 31L19 29H17L19 32H18L16 29L14 30L13 28H12ZM47 30H48V29H47ZM66 30H65V31H66ZM90 30H91V27H90ZM90 30H89V32H90ZM94 30H93V31H94ZM105 30H103V31L105 32ZM111 30H112V29H111ZM116 30H117V28H116ZM120 30H119V31H120ZM126 30H127V27H126V29H125L124 31H126ZM6 31H7V32H6ZM14 31H15V34H14ZM37 31H38V30H37ZM37 31H36V32H37ZM56 31H57V32H60V31H61L62 36L64 35V32H63L62 30L58 31V28H57ZM103 31H102V33L104 34ZM108 31H106V32H108ZM1 32L3 33V35H1ZM9 32H10V31H9ZM26 32H27V31H26ZM29 32H30V30H29ZM39 32H40V31H39ZM57 32H56V33L54 32L55 35L58 34ZM87 32H88V31H87ZM87 32H86V33H87ZM111 32H114V31H111ZM117 32H118V31H117ZM122 32H123V31H122ZM122 32H120V34H124V33H122ZM16 33H18L19 35L16 34ZM45 33H46V32H45ZM61 33H60V34H61ZM67 33H68V31H67ZM81 33H82V32H81ZM86 33L83 34L82 39H87V40H88V38L85 37ZM90 33L92 34V31H91ZM114 33H116V32H114ZM118 33H119V32H118ZM127 33H128V30H127ZM136 33H137V36L135 35ZM23 34H24V35H23ZM26 34L28 35V33H26ZM37 34H38V33H37ZM37 34H36V35H37ZM47 34H48V33H47ZM65 34H66V33H65ZM88 34H89V33H88ZM103 34H102V35H103ZM128 34H129V33H128ZM131 34H132V33H131ZM141 34H142V33H141ZM20 35H22L23 37L20 36ZM104 35H105V38H106V36L109 37V35H110V37L112 36V37L110 38L111 40H113V39L116 40L117 38L119 39V37H117V36H119V35H115V36H114V34L111 35V33H109V35H108V34H107V35L104 34ZM129 35H130V34H129ZM29 36H31V35H29ZM39 36H40V35H39ZM42 36H43V38H44V35H42ZM51 36H53V35H51ZM51 36H50V37H51ZM58 36L62 37V36L59 35V34H58ZM81 36H82V34H81ZM81 36H80V38H79V36L77 37L78 40L81 39ZM86 36H87V35H86ZM125 36H126V35H125ZM152 36H153V35H152ZM155 36H156V35H155ZM12 37H13V38H12ZM14 37H15V38H14ZM16 37H17V38H16ZM18 37H19V40H17ZM35 37L38 39L37 36H35ZM47 37H48V36H45L44 39L47 40V39H48ZM53 37H54V36H53ZM55 37H56V36H55ZM65 37H66V36H65ZM65 37H64V38H65ZM88 37H89V36H88ZM120 37H121V36H120ZM123 37H124V36H123ZM126 37H127V36H126ZM128 37H129V36H128ZM153 37H154V36H153ZM153 37H152V38H153ZM6 38H7V37H6ZM20 38H21V39H20ZM30 38H32V37H30ZM33 38H34V37H33ZM62 38H63V37H62ZM64 38H63V39H64ZM102 38H104V37H102ZM112 38H113V39H112ZM115 38H116V39H115ZM139 38H140V37H139ZM9 39H10V42H11V40H12V42H11V43H12V46L15 44V41H16V42L18 41L17 45H20V46H19V47H16V48H17V51H15V50H16L15 46H14V47L11 46L12 48L10 47L11 43L8 41ZM14 39H15V40H14ZM28 39H27V40H28ZM39 39L42 40L41 38H39ZM39 39L37 40L38 42H39ZM53 39H55V38H53ZM56 39H57V37H56ZM124 39H125V38H124ZM155 39H156V38H155ZM29 40H30V39H29ZM31 40H33V39H31ZM34 40H35V39H34ZM87 40H86V41H87ZM102 40H103V39H102ZM102 40H101V43H100V44H102ZM121 40H122V37H121V39H120L119 41H121ZM133 40H134V39H133ZM150 40H153V39H150ZM7 41H8L10 44H9ZM19 41H22V43L27 44V46H29V48H30L31 50L28 52V54H26V55H22V56H21V54H22L23 51H24L23 54L26 53V48H27V50H29V49H28V47H24L25 50H23V49H24V48H23L24 44L22 45V43H20ZM75 41H76V39H75ZM75 41H74V42H75ZM80 41H81V42L83 41L82 43H83L84 46L86 47V45H85V40H80ZM91 41H93V39H91L89 42H91ZM103 41H104V40H103ZM108 41H109V40H108ZM117 41H118V40H117ZM130 41H131V39H130ZM40 42H41V41H40ZM40 42H39V45L42 43V42H41V43H40ZM46 42H47V43H46ZM55 42L57 43V42H59V41H53V40H52V41H50V43H52V44H50V43L48 44V41H44L43 44L46 43L47 46H48V45H49V47L52 46L53 48H52V47H51V48L54 50V48H56V47L59 45V43H57L58 45H56ZM81 42H77V43H81ZM89 42H88V43H89ZM99 42H100V41H99ZM110 42H111V41H110ZM112 42H114V41H112ZM131 42H132V41H131ZM28 43H29V41H28ZM30 43H32V41H31ZM54 43H55V44H54ZM86 43H87V42H86ZM103 43H104V42H103ZM105 43H106V45H107V41H106ZM105 43L103 44L104 46H105ZM108 43H109V42H108ZM115 43H116V41L114 42V44H115ZM118 43H119V42H118ZM173 43H174V42H173ZM43 44H42V45H43ZM83 44H80V46H78V47L80 48L81 45L83 46ZM112 44H113V43H112ZM126 44H128V43H126ZM142 44H143V43H142ZM174 44H175V43H174ZM180 44H181V43H180ZM15 45H16V44H15ZM89 45H90V43H89ZM91 45H93L92 42H91ZM91 45H90V46H91ZM103 45H102V46H103ZM109 45H110V47H109L108 45H107V47H108V48H112L111 43H109ZM116 45H117V44H116ZM128 45H129V44H128ZM137 45H138V44H137ZM151 45H152V44H151ZM151 45H149L150 48H152ZM169 45H171V44H169ZM40 46H41V45H40ZM43 46H44V45H43ZM54 46H56V47H54ZM71 46H72V48H71V50H72V49H73V46H75V45H72V44H71ZM84 46H83V47H84ZM90 46H88V48H90ZM97 46H98V43H97ZM104 46H103V48H104ZM114 46H115V45H114ZM117 46H120V45H117ZM91 47H92V46H91ZM94 47H96V46H93V50L91 49L90 52H91V51L93 52L94 50H96V49L99 48V46H98V48H96V49H95ZM132 47H133V46H132ZM132 47L130 48L131 51L133 50ZM136 47L139 48L138 46H136ZM140 47H141V46H140ZM14 48H15V50H14ZM101 48H102V47H101ZM103 48H102V49H103ZM126 48H127V47H126ZM137 48H136V49H137ZM0 49H1V48H0ZM12 49L15 51L14 53H13V50H12ZM20 49H21V51H18V50H20ZM45 49H47L46 46H45ZM45 49L43 48L42 50H44V52H46V53H48V52H52V51H53L52 49H49V48H48V52H47V51H45ZM56 49H57V48H56ZM76 49H77V47H76ZM86 49H87V47H86ZM102 49H101L100 52H104V51H105V48H104V50H102ZM112 49H113V48H112ZM115 49H117V48H115ZM115 49L113 50V52L115 51ZM128 49H129V48H128ZM139 49H140V48H139ZM139 49H138V50H139ZM141 49H143V48H141ZM49 50H51V51H49ZM80 50H82V49H80ZM99 50H100V49H99ZM99 50H98V52H99ZM106 50H108V49H106ZM134 50H135V47H134ZM145 50H146V49H145ZM154 50H155V49H154ZM73 51H74V49H73ZM83 51H84V50H83ZM83 51H82V53H84ZM108 51H109V50H108ZM118 51H119V50H118ZM131 51L129 50V52H131ZM19 52H20V53H19ZM53 52H57L56 54L59 53V52H58V49H57V51L54 50ZM76 52H77V51H76ZM79 52H80V51H79ZM79 52H78V54H79ZM92 52H91V53H92ZM98 52H96V53H98ZM109 52H110V51H109ZM116 52H117V51H116ZM133 52L136 53V52H138V51L136 50V51H133ZM153 52H154V51H153ZM12 53H13V54H12ZM18 53H19V54H18ZM82 53H81V54H82ZM105 53H106V52H105ZM114 53H115V52H114ZM120 53H121V52H119V54H120ZM140 53L143 55L142 51H140ZM8 54H9V55H8ZM31 54H32V53H31ZM41 54H42V52H41ZM43 54H44V53H43ZM49 54H50V53H49ZM59 54H60V53H59ZM92 54H93V53H92ZM100 54H101V53H100ZM100 54L98 53L99 56H100ZM108 54H111V52L108 53ZM112 54H113V53H112ZM116 54H117V53H116ZM116 54H115L114 56H116ZM119 54H118V56H120ZM141 54H140V55H141ZM151 54H152V53H151ZM6 55H7V56H6ZM32 55H33V54H32ZM45 55H47V54H44L43 56H45ZM83 55H84V54H82V57H83ZM96 55H97V54H96ZM101 55H102V54H101ZM8 56H9V57H8ZM29 56H30V55H28V57H29ZM33 56H34V55H33ZM57 56H60V57H61L62 55H57ZM57 56H56V57H57ZM73 56H74V58H75V55H73ZM79 56H80V55H79ZM79 56H78V58H75V62H76V63H77V61L81 60V59H79V58H82V57H79ZM92 56H94V55H92ZM99 56H98V58H99ZM103 56H104V55H103ZM108 56L111 58L110 55H108ZM134 56H135V55H134ZM4 57H5V58H4ZM7 57H8V58H7ZM14 57H12V60L14 59ZM47 57H48V56H47ZM52 57H54V56H52ZM100 57H101V56H100ZM105 57H106V54H105ZM176 57H177V56H176ZM18 58H17V62H18V63H17L16 61L13 63V62H11L12 60H11V61L9 60L8 62H10L11 65H10V63H8V62H6V61H5L6 64H5V62H4L3 64H5L6 67H7V68H10V69L14 67V68L11 69L10 71H12V70H13V71H17V70H18V71H19V70H20V71H23L22 73H21L20 71H19V72L17 71L16 74H15V72H14V77L17 76L18 79L21 78L22 80H25V79H26L25 76L23 77L22 75H23V74H24V75H27L26 77L31 78L32 81L29 80V81H26V82H32L33 84H34V82H35V83H36V84H34L35 87L38 86L37 84H38L39 80H41V78H39V77L37 76V77L39 78V80L37 81V79H36V81H34L33 78H34V76H36V75H33V74L31 75V74H29L30 71H29L28 68H27V67H29V66H27V64H28V63H27V59H28V58H25V59H24V58H22V59L19 58V59H18ZM30 58H32V57L30 56ZM45 58H46V57L43 58L44 61L47 60V59H49V57H48L47 59H45ZM61 58H62V57H61ZM94 58H95V56H94ZM115 58H116V57H115ZM3 59H0V63H1L0 65H1V67H3V65H2V61H4ZM15 59H14V60H15ZM50 59H51V58H50ZM52 59L54 60V58H52ZM58 59H60V58L58 57ZM72 59H73V58H71V60H72ZM78 59H79V60H78ZM95 59H96V58H95ZM102 59H103V58H102ZM154 59H156V58H154ZM1 60H2V61H1ZM14 60H13V61H14ZM18 60H19V61H18ZM25 60H26V61H25ZM32 60H34V59H32ZM53 60H51V61H49V62H47V63H50V65H52L53 68H54V70H55V66H54V64H51V62H52ZM60 60H61V59H60ZM82 60H83V59H82ZM97 60H99V59H97ZM97 60H96V61H97ZM103 60H104V59H103ZM105 60H107V59H105ZM111 60H114V58H112ZM116 60H118V59H116ZM30 61H31V60H30ZM30 61H28V62H30ZM34 61H36V60H34ZM44 61H43V62H44ZM47 61H48V60H47ZM56 61H57V59H56ZM56 61H54V62H52V63H55ZM58 61H59V60H58ZM67 61H68V60H67ZM69 61H70V60H69ZM83 61L85 62L86 59L83 60ZM96 61H94V63H95ZM101 61H102V60H101ZM107 61H108V60H107ZM114 61H115V60H114ZM119 61H121V60H119ZM119 61H118V62H119ZM61 62H63V61H61ZM70 62H71V61H70ZM70 62H69V63H70ZM73 62H74V60H73ZM90 62H92V61L90 60ZM112 62H113V61H112ZM112 62L109 61L108 63H110V65L112 66V64H114V63H112ZM115 62H116V61H115ZM135 62H136V60H135ZM137 62L139 63L140 60L137 61ZM155 62H156V61H155ZM7 63H8V64H7ZM16 63H17V64H16ZM33 63H34V62H33ZM35 63H36V62H35ZM63 63H64V62H63ZM69 63H68V64H69ZM85 63L89 64L87 61H86ZM85 63H84V64H85ZM94 63H93V65H94ZM97 63H98V62H97ZM99 63H100V61H99ZM111 63H112V64H111ZM123 63H124V62H123ZM138 63H136V64H138ZM244 63H245V62H244ZM15 64H16V65H15ZM29 64H31V62H30ZM42 64H43V63H42ZM60 64H61V63H60ZM68 64H67V65H68ZM71 64H72V63H71ZM73 64H74V63H73ZM81 64H83V63L81 62ZM81 64H80V65H81ZM84 64H83V65H84ZM104 64H107V62L104 63V62L102 61V66H104ZM117 64H122V63L120 62V63H117ZM133 64H135V63L133 62L132 65H133ZM246 64L249 65L248 63H246ZM246 64H245V65H246ZM5 65H4V66H5ZM7 65H8V66H7ZM14 65H15L16 67H15ZM31 65H32V64H31ZM36 65H37V63H36ZM46 65H48V64H46ZM50 65L47 66L48 69L51 67ZM57 65H59V62H58ZM77 65H78V64H77ZM80 65H79V66H80ZM83 65H82V67L84 68ZM93 65H92V66H93ZM115 65H116V64H115ZM115 65H114V66H115ZM163 65H164V64H163ZM247 65H246L245 68H247V67L250 68V67L247 66ZM9 66H11V67H9ZM37 66H38V65H37ZM40 66H41V64H40ZM43 66H45V64H43ZM61 66H62V65H61ZM72 66H73V65H72ZM85 66H86V64H85ZM87 66H88V65H87ZM89 66H91V65H89ZM89 66H88V67H89ZM111 66H110V67H111ZM242 66H243V65H242ZM1 67H0V68H1ZM35 67H36V66H35ZM56 67H57V66H56ZM69 67H71V66L69 65ZM80 67H81V66H80ZM82 67H81V70L83 69ZM108 67H109V66H108ZM132 67H133V66H132ZM135 67L137 68L138 66H135ZM3 68H4V67H3ZM3 68H2L1 70H4ZM7 68H6V69H7ZM26 68H27V69H26ZM29 68H30V67H29ZM37 68H38V67H37ZM53 68L51 67V69H49V71L51 72V74L48 73V75L46 74L47 72H49L48 69H47V68H46V69L44 68V70H45L44 73L46 74V76H47L49 79H46L45 74H43V76L41 75L40 77H42V79H44V80L46 79V80H45L46 82H45L44 80H42L43 82H41L40 84L43 83V85H45L47 82H50V83L52 82V84L54 85V84H59V83H60V80H61V81H64V82H65V83L62 82V83L64 84V86H65L66 81L68 82V80H69L67 77L72 76V74L69 73L70 75H68V76L66 75V76H65V74H66V72H65V74L63 73V74H64V75H63L64 77H62V75L59 76V74H62V73H60V70H61V68H60V70L57 69V70L59 71V72L57 71L59 74L56 73L55 75H53L52 73H55V71L53 70ZM77 68H79V67H77ZM90 68H91V67H90ZM90 68H89V69H90ZM92 68H93V67H92ZM96 68H97V67H96ZM96 68H93V69H96ZM101 68H102V70H101V72H102V71H103V67H101ZM101 68H100V69H101ZM243 68H244V66H243ZM248 68L245 69L244 71L248 70ZM40 69H41V67H40ZM42 69H43V68H42ZM69 69H70V68H69ZM69 69H68V70H69ZM71 69L74 70V68H72V67H71ZM105 69H106V67H105ZM114 69H115V68H114ZM263 69H264V68H263ZM25 70H27L29 73L27 74V72H24ZM51 70H52V71H51ZM62 70H63V69H62ZM73 70H72V71H73ZM76 70H77V69H75L74 71H76ZM79 70H80V69H79ZM83 70H85V69H83ZM83 70L81 71L80 74H83V73H84ZM86 70H87V69H86ZM98 70H99V69H97L96 71H98ZM115 70H116V69H115ZM253 70H254V69H253ZM40 71H42V70H40ZM46 71H47V72H46ZM91 71H92V69H90L89 72H91ZM99 71H100V70H99ZM244 71H243V72H244ZM248 71L250 72V69H249ZM6 72H7V71H6ZM6 72H5V73H6ZM33 72H34V71H33ZM35 72H36V71H35ZM35 72H34V73H35ZM37 72H39V70H38ZM37 72H36L35 74H37ZM62 72H63V71H62ZM68 72H71V71L69 70ZM86 72H87V71H86ZM101 72H100V73H101ZM105 72H106V71H105ZM110 72L113 73V69H112V71L110 70ZM251 72H252V71H251ZM251 72H250V73H251ZM3 73H4V71H3ZM3 73H0V74L2 75V77H3ZM8 73H9V70H8ZM17 73H21L22 75H20V77H19ZM25 73H26V74H25ZM39 73H40V72H39ZM75 73H77V72H75ZM75 73H74V74H75ZM87 73H88V72H87ZM87 73H86V74H87ZM103 73H104V72H103ZM103 73H102V74H103ZM244 73H245V72H244ZM6 74H7V73H6ZM9 74H12V73H9ZM57 74H58V76H57ZM67 74H68V73H67ZM88 74H89V73H88ZM92 74H93V76L95 77V75H94L95 72L92 73ZM102 74H100L99 76H101ZM104 74H105V73H104ZM106 74H109V71H107ZM159 74H160V73H159ZM7 75H8V74H7ZM29 75H30V76H29ZM51 75H52L54 78H55L56 76H57V77H61V78H57V77H56V78H57V79L55 78L56 80L60 79V80H58L57 83H56V82H55L56 80H55ZM77 75H78V74H75L76 77H77ZM83 75L85 76V73H84ZM115 75L118 76V74H115ZM157 75H158V74H157ZM246 75H247V74H246ZM87 76H89V75H87ZM106 76H108V75H106ZM106 76H104V77L101 76V77H103V78L106 79ZM117 76H115V77H117ZM119 76H120V75H119ZM247 76H248V75H247ZM6 77H7V76H6ZM37 77H36V78H37ZM43 77H44V78H43ZM72 77H73V76H72ZM90 77H91V75H90ZM90 77H89V78H85V77H84L85 79L81 78V79H80V82H79L78 84H71V85H69V86L76 85V86H72L73 89L75 88V90H73L74 92H73L72 90H71V91H72L73 93H75V94H78V95L71 94V96L68 97V95H67V96L65 95L66 93L64 92V90H62V91L64 92V96H61V98H60V96H59V98L62 99V97H65L64 99H62L63 101H61V102H66V103H64V104L61 103V104H63L64 106L61 105V104H60L61 106H60V105L58 106L57 103L55 102V105H56V107L58 106V108L54 107V109L56 108L57 111H58V110H62V111L65 110L64 112L68 111V112H66V113L69 114V116H68L66 113H64V114H66L65 117H60L62 114H58V113H60L59 111H58V113H56V112H55L56 109L53 110L54 112H53V111H52V112L47 111L48 109H49V110H51V108L53 109V107H52V102H51L50 100L52 99V101H53V98H54V97H53V96H50V95H54V94H55L54 96H56V93H58V91H60L59 93H60V95H62V92H61L60 89H65V87L67 88V86H68L69 83L66 84L67 86H65V87L62 86V87H64V88H62V87L60 86L61 88H60V87H57V89H56V85L53 86L52 84H50L49 87H48V85L45 86V87H47V88H45V87H41V86H42V85H41L40 87H41L42 90H41V89L39 90V89H37V88H35V87H34L35 89H34L33 87H32V88H33V89H32V88L28 85V86H24V87H23V88H24L23 91H21V90H22L21 87L24 85V82H23V81H22V82H21V81H20V82L17 81V84H18V82L23 84L22 86H21V84L19 85L21 90L18 89L19 86H17L18 88H17V87H13L14 89L12 90V87H10L9 85L12 86V84H13V83L15 84L16 82H12L11 84L5 86L4 83H3V81L0 80L1 83H3V84L0 83V103L2 104V103L5 102L4 104H2L3 106H5V105L7 104L6 101L9 100V99H7V98H8L11 94H15V95H16V96H15L16 99L18 98V99H21L22 101H21V100H19V101L17 100L18 103L16 104L17 101L15 102V99H14L15 97L12 98V99L14 100L15 103H14V105H12L13 107H10V109H14V107L16 108V106H18L19 103L21 104V102H22V103H25V105H26V103H27V105H29V102H30L31 104L34 103L33 106H32V105L29 106V109H30V110H29V109H26L27 111H24V110H25V109H24L25 106H24V108H23V104H22L21 108L24 109V110L22 109L24 112H26V113L28 112V113L31 114V115L28 114L29 117L33 115V117H35V118H40V119L44 118V116H45V114L42 116L41 113H45V112H47L46 114H48V115H47L48 117L45 118V120L47 121V119L50 117V119H52L51 122H52V121H53V122L51 123V122L49 121V120H50V119H49V120H48L49 122L47 121V123H45L46 121L44 120L43 123H45L46 125L50 123V124L52 125V127H54V128H51V129H54V130L57 129V126H60V125L62 126V125H63L62 122L64 121L65 126H62V127H60V128H63V127L68 128V127L70 126L71 128L74 127L75 129H73V128H72V129L75 131V130H76L75 125H74V126H73V124L70 125L69 123H67L68 121L65 122V120H63V119L66 118V120H68V119H70L71 116L74 117L75 114H76L77 116H80V115H78V114L76 113V112H78V111H76V112H74V111L77 110V109L80 110V111H81V110L83 111L82 108H84V110H85V108H86L85 111L88 110V113H85V112H84V114H87V115H85L86 118H88V117H90V116H93L95 119H96V117L98 118V116H99V117H104V118L101 119V120H103L104 123H105V119H106V117H107V116H112V115H113L110 119L114 118V119H117V120H119V121H121V122H123V123L126 122V121H127L126 119H128V117L130 116V109H126V110H124V109H123V110H119V109H118V108L120 107V105H121V106L123 105V104H121L122 102L128 101V100L130 99V97H131V92H132L131 89H132V88H131L130 85H128V84H126V82H124V80H125L126 78H125V79L122 78L123 80H120L121 78H119V77H118V78H119L118 80L115 78V79L117 80V81H116V80L113 79L115 83H114L113 80H112V83H114L115 85H116V84H119V85H117V86H118L117 88H118V91H119V92L116 91V89H115L116 93L119 94V95L117 94V95H118L117 98H119V101H116V99L113 100V97H112V96H111V97H112V98H111V97L107 96L105 92H104V94L102 93V91L105 90L104 88L107 87V85H106V87H105V86L102 84V82H103L105 79H104V80L102 79L103 81H99V80H97V79H95V78H94V79H93V78L91 79ZM101 77H100V78H101ZM109 77H110V74H109ZM109 77H107V78H109ZM112 77L114 78V76H111L110 78H112ZM121 77H122V76H121ZM156 77H159V78H160L161 75L156 76ZM245 77H246V76H244L243 78L245 79ZM249 77H250V76H249ZM23 78H24V79H23ZM28 78H27V80H28ZM50 78H52V79H50ZM70 78H71V77H70ZM74 78H75V77H74ZM97 78H99V77L97 76ZM3 79H4V78H3ZM15 79H16V77H15ZM18 79H16V80H18ZM21 79H20V80H21ZM67 79H68V80H67ZM72 79H73V78H72ZM72 79H70V80H72ZM260 79H261V78H260ZM13 80H14V78H13ZM13 80H12V81H13ZM47 80H51V81H47ZM52 80H53V81L55 80V81L53 82ZM73 80H74V79H73ZM106 80H107V79H106ZM156 80H157V79H156ZM247 80H250V78L248 79V77H247ZM4 81H5V79H4ZM7 81H8V78H7ZM33 81H34V82H33ZM161 81H162V80H161ZM251 81H252V80H251ZM254 81H255V78H254ZM256 81H257V80H256ZM258 81H259V80H258ZM9 82H10V81H9ZM9 82H8V83H9ZM44 82H45V84H44ZM58 82H59V83H58ZM69 82H70V81H69ZM105 82H107V81H105ZM110 82H111V81H109L108 83H110ZM156 82H157V81H156ZM32 83H31V84H32ZM72 83H73V82H72ZM74 83H76V82L74 81ZM94 83H95V84H96V83H97V84H101L100 87L102 88V91H101L100 89H99V90L97 89L96 92L94 91L95 94H93V97H92V96H88V93H89V92H88V93L86 92L87 95H85V97H84V96H83V95L85 94V93L83 94V92H84V88L86 89V88L88 87V85H89V87H90V86H92L91 84L94 85ZM108 83H107V84H108ZM112 83H111V84H112ZM244 83H245V82H244ZM249 83H250V82H249ZM5 84H7V83H5ZM14 84H13V85H14ZM33 84H32V86H33ZM40 84H39V85H40ZM63 84H60V85H63ZM51 85H52V86H51ZM112 85H113V84H112ZM245 85H246V84H245ZM250 85H251V84H250ZM252 85H253V84H252ZM258 85H259V84H258ZM7 86H9V87H7ZM58 86H59V85H58ZM86 86H87V87H86ZM246 86H248V85H246ZM51 87H52V88H51ZM92 87H93V86H92ZM10 88H11V89H10ZM38 88H39V86H38ZM43 88H44V89H50V88H51V89L46 91V90H44ZM70 88H71V87H70ZM107 88H108V87H107ZM115 88H116V87H115ZM248 88H249V87H248ZM251 88H253V86H252ZM251 88H250V89H251ZM6 89H7V90H6ZM17 89H18L19 91H16ZM89 89H90V88H88V89H86V90L88 91ZM92 89H93V88H92ZM57 90H58V91H57ZM86 90H85V91H86ZM106 90H107V89H106ZM245 90H246V89H245ZM12 91H13V92H12ZM49 91H50V93H52V91H53V92H56V93H54V94H50V95H49V94H48ZM91 91H93V90H91ZM91 91H90V92H91ZM248 91H249V89H248ZM257 91H258V90H257ZM14 92H15V93H14ZM66 92H67V91H66ZM72 92H70V93H72ZM246 92H247V91H246ZM250 92H251V91H250ZM68 93H69V92H68ZM68 93H67V94H68ZM80 93L82 94V98L79 97V96H80V95H79ZM91 93H92V92H91ZM234 94H237V93H234ZM243 94H244V93H243ZM243 94H240V96H242ZM69 95H70V94H69ZM72 95H75V96H74V97H75L74 99L71 98V97H73ZM89 95H91V94H89ZM191 95H192V94H191ZM191 95H189V96H191ZM244 95H245V94H244ZM244 95H243V96H244ZM247 95H248V94H247ZM247 95H246V96H247ZM253 95H254V94H253ZM32 96H34V97L32 98ZM76 96H77V98H76ZM186 96H188V93H187ZM262 96H263V95H262ZM28 97L32 98V99H33V102H32V100L29 101L30 99H28ZM83 97H84V98H83ZM161 97H162V96H161ZM248 97H249V95H248ZM248 97H247V98H248ZM257 97H258V95H257ZM263 97H264V96H263ZM55 98H56V97H55ZM59 98L56 99V100H59ZM79 98H80V99H79ZM166 98H167V97H166ZM166 98H165V99H166ZM39 99H42V100H43V102L41 101L42 103L40 102L41 104L38 102ZM76 99H77V100H76ZM78 99H79V100H78ZM161 99H162V98H161ZM244 99H246V98H244ZM249 99H250V98H249ZM249 99H248V100H249ZM262 99H263V98H262ZM5 100H6V101H5ZM27 100H28L29 102H28ZM168 100H169V99H168ZM238 100H239V99H238ZM20 101H21V102H20ZM25 101H26V102H25ZM154 101H156V100H154ZM241 101H243V99H242ZM250 101H251V100H250ZM262 101H263V100H262ZM142 102H143V101H142ZM146 102H147V101H146ZM157 102H158V100H157ZM157 102H156V103H157ZM160 102H161V101H160ZM164 102H166V101H164ZM164 102H161V103H164ZM236 102H237V101H236ZM260 102H261V101H260ZM263 102H264V101H263ZM59 103H60V100H59ZM59 103H58V104H59ZM116 103H118L119 105H115ZM152 103H153V102H152ZM154 103H155V102H154ZM158 103H159V102H158ZM161 103H160V104H161ZM241 103H243V102H241ZM248 103H249V101H248ZM15 104H16V105H15ZM50 104H51V105H50ZM113 104H114V107H113ZM150 104H151V103H150ZM244 104H245V103H244ZM244 104H243V105H244ZM27 105H26V107H27ZM53 105H54V102H53ZM55 105H54V106H55ZM154 105H155V106H159L158 104H157V105L154 104ZM154 105H153V107H155ZM246 105H247V104H246ZM50 106H51V108H49ZM118 106H119V107H118ZM143 106H144V105H143ZM143 106H141V109H142V108H143V109H147V108H148V107L146 108L147 105H146L145 107H143ZM165 106H166V105H165ZM244 106H245V105H244ZM249 106H251V105H249ZM5 107H6V106H5ZM78 107H79L80 109H79ZM81 107H82V108H81ZM182 107H183V106H182ZM247 107H248V106H247ZM256 107H258V106H256ZM256 107H254V108H255V111H257V109H258V108L256 109ZM262 107H263V104H262ZM27 108H28V107H27ZM137 108H140V107H137ZM150 108H152V107H150ZM165 108H166V107H165ZM167 108H168V107H167ZM167 108H166V110H167ZM186 108L188 109V107H186ZM8 109H9V107H8ZM141 109H139V111H140ZM152 109H154V108H152ZM155 109H156V108H155ZM161 109H162V108H161ZM169 109H170V108H169ZM235 109H236V108H235ZM14 110L16 111V110H18V109H14ZM28 110H29V111H28ZM70 110H72V111H70ZM147 110H149V108H148ZM159 110H160V109H159ZM240 110H242L241 107H240ZM245 110H246V109H245ZM263 110H264V108L262 109V111H263ZM2 111H3V109H2ZM10 111H12V110H10ZM10 111H9V112H10ZM62 111H61V113H62ZM69 111H70V112H69ZM80 111H79V114H80ZM154 111L156 112V110H153V113H155ZM167 111H168V110H167ZM169 111H170V110H169ZM184 111H185V110H184ZM188 111H189V109H188ZM188 111L186 110V112H188ZM222 111H223V110H222ZM235 111H236V110H235ZM235 111H234V113H235ZM255 111H253V112H255ZM6 112H7V110H6ZM49 112H50V113H49ZM71 112H72V114H74V115H71V114H70ZM73 112H74V113H73ZM141 112H144V111L141 110ZM145 112H146V110H145ZM145 112H144V113H145ZM150 112H151V111H150ZM157 112H160V113H161V111H157ZM163 112H166V111H163ZM181 112H182V109H181ZM242 112H243V111H242ZM257 112H259V111H257ZM12 113L15 114V116H16V113H17V112H16V113L11 112L10 114H12ZM81 113H82V112H81ZM116 113H117V114H116ZM137 113L139 114V112H137ZM147 113H148V112H147ZM153 113H151V115H152ZM192 113H193V111H192ZM192 113H191V114H192ZM215 113H216V112H215ZM221 113H222V112H221ZM230 113H231V112H230ZM250 113H252V112H250ZM0 114H1V113H0ZM18 114H19V113H18ZM20 114H21V113H20ZM64 114H63V116H64ZM84 114H82V115H84ZM134 114H136V112H135ZM134 114H133V115H134ZM142 114H143V113H142ZM142 114L140 113L139 116L142 115ZM145 114H146V113H145ZM149 114H150V113H149ZM161 114H162V113H161ZM165 114H166V113H165ZM191 114L189 113L188 116H190ZM217 114H219V113H217ZM223 114H224V113H223ZM253 114H254V113H253ZM257 114H258V113H257ZM260 114H261V113H260ZM260 114H258V115H260ZM28 115H27V116H28ZM35 115H36V116H35ZM37 115H38V116L40 115V116L38 117ZM70 115H71V116H70ZM76 115H75V116H76ZM133 115H131V117H132ZM248 115H249V114H248ZM248 115H246V116L248 117ZM263 115H264V114H263ZM5 116H6V115H5ZM11 116H12V118H14L13 115H11ZM27 116H26V117H27ZM57 116H59L60 118H62V121H61V122H60L61 119L58 120L59 117H57ZM66 116H67V117H66ZM137 116H138V115H136V117H137ZM145 116H146V115H145ZM153 116H154V115H153ZM153 116H152V117H153ZM158 116H159V115H158ZM161 116H162V115H161ZM178 116H179V115H178ZM178 116H177V117H178ZM249 116H250V115H249ZM1 117H2V116H1ZM9 117H10V116H9ZM29 117H28V118H29ZM54 117H56V118L54 119ZM72 117H71V119H72ZM131 117H130V118H131ZM142 117H143V116H142ZM152 117H151V120H152V119L154 120V119H155V116H154V118H152ZM159 117H160V116H159ZM163 117H164V116H163ZM179 117H180V116H179ZM185 117H186V120H188V117H187V116H185ZM191 117H192V115H191ZM216 117H217V116H216ZM218 117H219V116H218ZM236 117H237V116H236ZM260 117H261V116H259V118H260ZM17 118H18V117H16V121L18 122ZM23 118H24V117H23ZM67 118H68V119H67ZM74 118H75V117H74ZM77 118H78V117H77ZM81 118H82V117H80V119H81ZM86 118H85V119H86ZM133 118H134V116H133ZM160 118H161V117H160ZM174 118H175V117H174ZM252 118H253V117H252ZM252 118H251V119H252ZM255 118H256V117H255ZM255 118H253V119H255ZM40 119H38V120H40ZM75 119H76V118H75ZM90 119L94 120V119L91 118V117H90ZM143 119H145V118H143ZM147 119H148V117H147ZM156 119H157V118H156ZM158 119H159V118H158ZM161 119H162V118H161ZM164 119H165V121H163V122L167 123L166 118H164ZM164 119H163V120H164ZM169 119H171V118H169ZM176 119H177V118H176ZM214 119L217 120V118H215V116H214ZM237 119H238V117H237ZM237 119H236V120H237ZM253 119H252L251 121H253ZM260 119H261V118H260ZM29 120H30V119H29ZM29 120H27V122H28ZM33 120H35V119H33ZM54 120H55V121H54ZM56 120H57V121H56ZM72 120H74V119H72ZM72 120H71V121H72ZM78 120H79V119H78ZM82 120H84V119H81L80 122H82ZM88 120H89V119H88ZM88 120H85V121H88ZM98 120H100V118H99ZM131 120H132V122H130V123H131L130 126H133V125L135 126L136 123L139 124L138 122H136L135 124L132 125V123L135 122L134 120H136V118H135L134 120H133V119H131ZM137 120H139V118H138ZM141 120H142V119H141ZM149 120H150V119H149ZM179 120H180V119H177V120H175V121H176V122H179ZM236 120H234V121H236ZM239 120H241V119H239ZM256 120L260 121L259 119H256ZM2 121H3V120H2ZM13 121H14V120H13ZM16 121H15V123H16ZM30 121H32V120H30ZM76 121H77V120H76ZM96 121H97V120H96ZM107 121H109V120H107ZM133 121H134V122H133ZM212 121H213V120H212ZM248 121L250 122V119H249ZM263 121H264V119H263ZM19 122H21V121H19ZM23 122H26V120L24 119ZM23 122H21V123L23 124ZM37 122H38V121H37ZM73 122H75V121H73ZM98 122L103 123V122H101V121H98ZM147 122H148V121H147ZM149 122H150V121H149ZM160 122H161V121H160ZM160 122H159V123H160ZM169 122H170V121H169ZM180 122H181V120H180ZM214 122H215V121H214ZM216 122H217V121H216ZM216 122H215V123H216ZM228 122H229V121H228ZM241 122H242V121H239V122L237 123L238 126H239V125L241 126V124L244 125V124L241 123ZM39 123H40V122H39ZM39 123H38V124H39ZM43 123L39 124V126L43 125ZM58 123H59L60 125H59ZM66 123H67V125H66ZM85 123H86V122H85ZM85 123H84V126L86 125V126H85L86 129H83V128H84V127H83V124H82V129H81V123H78V124H80V126L77 127V128H78V129L80 128L79 131H82V133H83V131L85 132V130H88V131H86V134H88V135H89V132L91 133L93 130H95L97 127H99V126L97 125V122H92L91 127H88V126H89V125L87 126L88 123H87V124H85ZM93 123H95V124H93ZM100 123H98V124H100ZM109 123H110V124L112 123L111 120H110ZM152 123H153V122H152ZM152 123H151V124H152ZM156 123L158 124V122H156V120H155V125H156ZM171 123L173 124L174 122H171ZM171 123H169V125H170ZM191 123H192V122H191ZM193 123H194V122H193ZM229 123H230V124H229V129H230V128H232V125H233V124L231 125V121H230ZM232 123H233V122H232ZM239 123H240V124H239ZM25 124H26V123H24L23 125H25ZM27 124H28V123H27ZM34 124H35V123H34ZM36 124H37V123H36ZM55 124H57V126H56ZM149 124H150V123H149ZM151 124H150V125H151ZM162 124H163V123H162ZM175 124H176V123H175ZM177 124H178V123H177ZM179 124H180V123H179ZM179 124H178V126H179ZM212 124H213V123H212ZM235 124H236V123H235ZM0 125H3V123H1ZM19 125H20V124H19ZM29 125H30V124H29ZM29 125H27V126H29ZM76 125H77V123H76ZM94 125H96L97 127L94 126ZM101 125H102V124H101ZM101 125H100V126H101ZM103 125H104V124H103ZM123 125H124V124H123ZM143 125H144V124H143ZM169 125H168V126H169ZM187 125H188V124H187ZM189 125H190V124H189ZM215 125H216V124H215ZM247 125H248V122H247ZM247 125H246V126H247ZM251 125H252V123H251ZM254 125H256V124H254ZM254 125H253V126H254ZM33 126H36V125H33ZM43 126H44V128H46V127L50 128V125H49V126H45V125H43ZM93 126L96 127V128H92ZM126 126H127V124H126ZM130 126H128L127 129H129ZM161 126H162V125H161ZM176 126H177V125H176ZM180 126H181V125H180ZM180 126H179V127H180ZM182 126H184V125H182ZM182 126H181V127H182ZM213 126H214V125H213ZM224 126H226L225 123H224ZM230 126H231V127H230ZM233 126H234V125H233ZM37 127H38V126H37ZM37 127H36V128H37ZM55 127H56V128H55ZM70 127H69V129H70ZM106 127H107V126H106ZM138 127H139V126H138ZM148 127H149V126H148ZM154 127H155V126H154ZM171 127H173V125H172ZM235 127H237V125H235ZM235 127H233V128H235ZM248 127H251V126H248ZM257 127H258V128H257L258 131H259V129H261L260 134L262 133V130H263V132H264V129L262 128V127H264V126H263L262 124H260L259 126L257 125ZM260 127H261V128H260ZM32 128H35V127H32V126H31V130H33ZM36 128H35V129H36ZM42 128H43V127H42ZM60 128L58 127L57 132L61 131V132L63 133L64 130H62V129L60 130ZM66 128H65V129H66ZM89 128H90V130H89ZM108 128H109V126H108ZM122 128H123V127H122ZM135 128H136V126H135ZM146 128H147V127H146ZM146 128H145V130L143 129V130H144V131H143V133H144L143 135H144L145 137L148 136V138H149V137L151 138L152 136H155V135H152L153 132H151L150 130H149V131H150V132H149V131H148V128H147V129H146ZM182 128H183V127H182ZM182 128H181V129H182ZM224 128H225V127H224ZM226 128H227V127H226ZM240 128H243V126L239 127V129H240ZM19 129H20V130L22 129V128H21V125H20V128H19ZM26 129H27V128H25V130H26ZM29 129H30V126H29ZM39 129H40V128H39ZM46 129H47V128H46ZM46 129H43V130H45V131L48 132V130H46ZM63 129H64V128H63ZM69 129H68V130H69ZM72 129L70 130L71 133L69 132L70 135H67L68 131H66V135L69 136V137H66V138H70V139H72L71 137L74 136V138L76 139V137H75L76 135H74V134H75L76 132H78V131H75V133L72 134V132H74ZM92 129H93V130H92ZM102 129H103V128H102ZM105 129H106V128H105ZM111 129H112V128H111ZM149 129H151V128H149ZM152 129H154V128H152ZM166 129H167V128H166ZM173 129H174V127H173ZM181 129L179 128L178 132H179ZM190 129H191V128H190ZM194 129H195V128H194ZM194 129H193V130H194ZM244 129H245V127H244ZM244 129H243V130H244ZM250 129L252 130V128H250ZM254 129H255V128H254ZM254 129H253V130H254ZM2 130H3V129H2ZM25 130H23V131H25ZM31 130H30V131H31ZM37 130H38V129H37ZM54 130H53V133L51 132V131H52V130H51L49 135H52V136H53V134H54L53 137H55L56 134H55ZM66 130H67V129H66ZM103 130H104V129H103ZM106 130H107V129H106ZM125 130H126V128H125ZM141 130H142V127H141ZM141 130H140V131H141ZM231 130H232V129H231ZM233 130L236 132V131L238 130V127H237V130H235V129H233ZM241 130H242V129H241ZM243 130H242V131H243ZM255 130H256V129H255ZM257 130H256V131H257ZM13 131H14V130H13ZM23 131H22V132H23ZM34 131H36V130H34ZM98 131H100V130H98ZM127 131H128V130H127ZM130 131H131V130H130ZM136 131H137V130H135V132H136ZM140 131H139V132H140ZM145 131H147L149 135L146 134L147 132L145 133ZM153 131H154V130H153ZM168 131L170 132V130H168ZM174 131H175V130H174ZM195 131H197V130H195ZM223 131H224V130H223ZM234 131H232V132L234 133ZM256 131H255V132H256ZM258 131H257V132H258ZM15 132H16V131H15ZM17 132H18V131H17ZM17 132H16V133H17ZM20 132H21V131H20ZM25 132H26V131H25ZM28 132H29V131H28ZM28 132H27V135H29V134L31 133V132H30V133L28 134ZM39 132H40V131H39ZM39 132H38V135H40ZM43 132H44V131H43ZM64 132H65V131H64ZM95 132H96V131H95ZM128 132H129V131H128ZM131 132H133V131H131ZM139 132H136V133H139ZM157 132H158V131H157ZM157 132L155 131V134H157ZM176 132H177V131H176ZM181 132H182V131H181ZM186 132H187V131H186ZM190 132H191V131H189L188 133H190ZM244 132H245V131H244ZM246 132H247V129H246ZM8 133H9V132H8ZM23 133H24V132H23ZM23 133H22V134H23ZM36 133H37V132H36ZM51 133H52V134H51ZM59 133H60V132H59ZM59 133H58V134H59ZM69 133H68V134H69ZM98 133H99V132H98ZM98 133L96 132L95 134H98ZM100 133H101V132H100ZM126 133H127V132H126ZM126 133H125V134H126ZM129 133H130V132H129ZM198 133H199V132H198ZM222 133H223V132H222ZM225 133H226V132H225ZM229 133H230V132H229ZM238 133H239V132H238ZM258 133H259V132H258ZM258 133H257V134H258ZM19 134H20V133H19ZM25 134H26V133H25ZM41 134H43V133H41ZM58 134H57V135H58ZM63 134H64V133H63ZM71 134H72V135H71ZM78 134H81V133L79 132ZM84 134H85V133H84ZM84 134H83V135H84ZM91 134H92V133H91ZM105 134H106V132H105ZM107 134H108V133H107ZM122 134L124 135V133H122ZM130 134H134V135H136L134 132H133V133H130ZM139 134H141V133H139ZM145 134H146V135H145ZM163 134H164V133H163ZM230 134L232 135V133H230ZM250 134H251V133H250ZM257 134H255L256 137H258ZM262 134H263V133H262ZM3 135H4V134H3ZM5 135H6V134H5ZM8 135H10V134H8ZM20 135H21V134H20ZM20 135H19V136H20ZM23 135H24V134H23ZM31 135H32V134H30V136H31ZM33 135H34V133H33ZM46 135H47V134H46ZM46 135H45V136H46ZM99 135L102 137V135H104V134H102V135L99 134ZM99 135H98V136H99ZM109 135H110V132H109ZM150 135H151V136H150ZM245 135H246V134H245ZM245 135H244V136H245ZM248 135H249V134H248V132H247V136H248ZM34 136H35V135H34ZM36 136H37V135H36ZM52 136H51V137H52ZM64 136H65V135H64ZM70 136H71V137H70ZM98 136H97V137H98ZM106 136H107V135H106ZM130 136H132V135H130ZM137 136H138V135H137ZM190 136H191V135H190ZM228 136H229V135H228ZM239 136H240V135H239ZM255 136H254V137H255ZM7 137H11V136H7ZM13 137H15V136H13ZM20 137H21V136H20ZM24 137H25V136H24ZM31 137L33 138V136H31ZM37 137H38V136H37ZM37 137H36V138H37ZM51 137H49V138H51ZM88 137H89V136H88ZM88 137L86 136V139H87ZM93 137H94V136H93ZM104 137H105V136H104ZM122 137H123V136H122ZM140 137H141V136H140ZM155 137H156V136H155ZM158 137H159V136H157V138H158ZM248 137H249V136H248ZM16 138H17V137H16ZM21 138H22V137H21ZM21 138H20V140H21ZM49 138H48V139H49ZM56 138H57L58 140H59V139H62L61 137L58 138V136L55 137V139H56ZM66 138H64V139H66ZM84 138H85V137H83V139H84ZM94 138H95V137H94ZM102 138H103V137H102ZM102 138H101V140H102ZM126 138H127V137H126ZM133 138H135V137H133ZM150 138H149V140H151ZM222 138H223V137H222ZM227 138H228V137H227ZM231 138H232V137H231ZM4 139H5V138H4ZM8 139L10 140L11 138H8ZM14 139H15V138H14ZM18 139H19V137H18ZM29 139H30V138H29ZM48 139H47V140H48ZM53 139H54V138H53ZM55 139H54V140H55ZM83 139H80V140L83 141ZM89 139H90V138H88V141H89ZM96 139H97V138H95V139L93 140V142L96 141ZM128 139H129V137H128ZM135 139H136V138H135ZM138 139H139V138H137V140H133V141H140V142H141V140H140L141 138H140L139 140H138ZM146 139H147V138H146ZM159 139H160V138H159ZM174 139H175V138H174ZM198 139H199V138H198ZM225 139H226V138H225ZM242 139H243V138H242ZM251 139H252V138H251ZM256 139H257V138H256ZM15 140H16V139H15ZM23 140L27 141L26 139H23ZM31 140H32V139H31ZM34 140H35V139H34ZM41 140H42V139H41ZM49 140H50V139H49ZM51 140H52V139H51ZM51 140H50V141H51ZM54 140H53V141H54ZM66 140H67V141H70V140H68V139H66ZM76 140H77V139H76ZM91 140H92V138H91ZM115 140H116V139H115ZM118 140H119V139H118ZM118 140H116V141L113 140L114 142H113V141H112V142L110 141V143L108 142V143H109L108 147H107V145L104 146V148L106 147L104 150H108V151H110L111 154H113L112 152H114V155L112 156V160H113V157L115 156V152L118 151V153H120V151H119L120 148H121V149H122V148L125 149V148L123 147V142H125V140H126V142H127V139L124 140V137H123V139L120 137V140H119V141H118ZM129 140H130V139H129ZM153 140H154V139H153ZM228 140H229V139H228ZM234 140H236V139H234ZM254 140H255V139H254ZM258 140H259V139H258ZM38 141H40V139H39ZM38 141H37V142H38ZM42 141H43V140H42ZM42 141H41V143H42ZM53 141H52V142H53ZM56 141H57V140H56ZM67 141H64V142H67ZM73 141H74V139H73ZM86 141H87V140H86ZM133 141L131 140V142H133ZM157 141H158V139H157ZM160 141H161V139H160ZM160 141H159V142H160ZM221 141H222V139H221ZM239 141H240V140H239ZM243 141H244V140H243ZM247 141H248V140H247ZM247 141H246V142H247ZM15 142H16V141H15ZM15 142H14V143H15ZM22 142H23V141H22ZM35 142H36V141H35ZM43 142H44L45 144H43V143H42V144H43V145H46V143H47L48 141L46 142V140L44 139ZM54 142H55V141H54ZM59 142H60V141H59ZM61 142H62V141H61ZM76 142H77V141H76ZM84 142H85V141H84ZM84 142H83V143H84ZM89 142H90V141H89ZM99 142H100V137H99ZM128 142H129V141H128ZM151 142L153 143V141H151ZM161 142H162V141H161ZM234 142H235V141H233V145H234ZM248 142H249V141H248ZM27 143H28V142H27ZM29 143H30V142H29ZM29 143H28V144H29ZM38 143H39V142H38ZM48 143H49V142H48ZM69 143H70V142H67V143H65V144H66V145L68 144V146H69ZM74 143H75V142H74ZM78 143H80V142H78ZM78 143H76V144H78ZM94 143L96 144V142H94ZM133 143H134V144H133ZM133 143H131V144L135 145V142H133ZM136 143H137V142H136ZM142 143H143V141H142ZM148 143H150V141H149ZM221 143H222V142H221ZM244 143H245V142H244ZM24 144H25V143H24ZM24 144H23V145H24ZM30 144H31V143H30ZM50 144H53V143L50 142ZM57 144H58V143H57ZM60 144H61V143H60ZM65 144H63V145L66 146ZM71 144H73V143L71 142ZM84 144H85V143H84ZM99 144H100V143H99ZM106 144H107V143H106ZM129 144H130V143H129ZM131 144H130V145H131ZM138 144H139V143H138ZM138 144H137V145H138ZM144 144H145V142H144ZM144 144H143V147H144ZM230 144H231V142H230ZM245 144H246V143H245ZM248 144H249V143H248ZM17 145H18V144H17ZM23 145H22V146H23ZM48 145H49V144H48ZM63 145H62V147H63V149H64V146H63ZM79 145H80V144H79ZM81 145H82V144H81ZM87 145H88V144H87ZM104 145H105V144H104ZM126 145H128V144H126ZM130 145H128V147H129ZM152 145H153V144H151V146H152ZM155 145H156V144H154V146H155ZM222 145H223V143H222ZM227 145H228V144H227ZM250 145H251V144H250ZM22 146H21V147H22ZM25 146H26V145H25ZM41 146H42V145H39V147H41ZM46 146H47V145H46ZM52 146H53V145H52ZM52 146H51V147H52ZM55 146H57V145H55ZM58 146H60V145L58 144ZM68 146H66V147H68ZM74 146H75V144H74ZM74 146H73V147H74ZM77 146H78V145H77ZM82 146H83V145H82ZM92 146H93V145H92ZM92 146H91V147H92ZM141 146H142V145H140V146H138V147H141ZM149 146H150V144H149ZM160 146H161V145H160ZM230 146L232 147V144H231ZM253 146H254V145H253ZM259 146H260V145H259ZM259 146H258V147H259ZM261 146H262V145H261ZM28 147H29V146H28ZM28 147H27V148H28ZM44 147H45V146H44ZM51 147H48V148L51 149ZM60 147H61V146H60ZM60 147H59V148H60ZM66 147H65V148H66ZM75 147H76V146H75ZM75 147H74V148H75ZM134 147H135V146H133V147H131V148H129V149L134 150ZM143 147H141V148L144 149ZM228 147H229V146H228ZM235 147H237V146H235ZM239 147H240V146H239ZM239 147H237V149H238ZM29 148H31V146H30ZM29 148H28V149H29ZM34 148H35V147H33V149H34ZM45 148H46V147H45ZM53 148H56V149H52V150H54V151L57 150V147H54V146H53ZM77 148H78V147H77ZM80 148H84V147H80ZM102 148H103V147H102ZM132 148H133V149H132ZM141 148H139V149H141ZM146 148H149V147H147V145H146V146H145V150H146ZM150 148H153V147H150ZM154 148H156V147H154ZM253 148H254V147H253ZM31 149H32V148H31ZM43 149H44V148H43ZM63 149H62V150H63ZM87 149H89V148H87ZM110 149H112V150H114V151H112V150H110ZM121 149H120V150H121ZM126 149H127V148H126ZM142 149H141V150H142ZM232 149H233V148H232ZM255 149H256V148H255ZM68 150H69V147H68ZM72 150H73V149H72ZM84 150H85V148H84ZM84 150L82 149V151H84ZM104 150H103V152L106 153V151H104ZM131 150H129V152H130ZM145 150H144V151H145ZM158 150H159V149H158ZM253 150H254V149H253ZM253 150H252V151H253ZM256 150H257V149H256ZM260 150H261V148H260ZM11 151H13V150H11ZM32 151H33V150H32ZM34 151H35V150H34ZM69 151H70V150H69ZM80 151H81V150H80ZM111 151H112V152H111ZM144 151H143V152H144ZM146 151H147V150H146ZM148 151H149V150H148ZM235 151H236V150H235ZM17 152H18V151H17ZM35 152H36V151H35ZM35 152H33V154H35ZM48 152H49V151H48ZM99 152H101V151H99ZM122 152L124 153V151H122ZM127 152H128V151H127ZM127 152H126V153H127ZM139 152H140V151H139ZM143 152H142V153H143ZM149 152H150V151H149ZM230 152H231V151H230ZM236 152H237V151H236ZM239 152H240V150H239ZM263 152H264V149H263ZM41 153H42V152H41ZM51 153H52V152H51ZM118 153H117V154H118ZM130 153H131V154H134V155H138V154H135V152H130ZM232 153H234V152H231V153H229V154L231 155ZM256 153H257V152H256ZM30 154H32V153H30ZM64 154H65V153H64ZM81 154H82V152H81ZM111 154H110V156H111ZM117 154H116V155H117ZM128 154H129V153H128ZM260 154H261V153H260ZM40 155H41V154H40ZM68 155H69V154H67V156H68ZM79 155H80V154H79ZM96 155L99 157L98 154H96ZM96 155L93 156V157H94V158L97 157ZM100 155H101V154H100ZM118 155H119V154H118ZM120 155H122V154L120 153ZM123 155H125V153H124ZM123 155H122V156H123ZM243 155H244V154H243ZM247 155H248V154H247ZM247 155H245V156H247ZM263 155H264V154H263ZM13 156H16V155L13 154ZM19 156H20V155H19ZM21 156H22V155H21ZM21 156H20V157H21ZM35 156H36V155H35ZM53 156H54V154L52 155V159H53ZM58 156H59V154H58ZM60 156H61V155H60ZM69 156H70V155H69ZM71 156H72V155H71ZM103 156H105V154H104ZM129 156H130V158H131V155H130V154H129ZM213 156H214V155H212V157H213ZM257 156H258V154H257ZM257 156H256V157H257ZM32 157H33V156H32ZM38 157H39V156H38ZM38 157H37V158H38ZM64 157H65V156H64ZM80 157H81V156H80ZM98 157H97V158H98ZM106 157H109V155L106 156ZM115 157H116V156H115ZM117 157H118V156H117ZM132 157H133V156H132ZM10 158H11V156H10ZM30 158H31V157H30ZM39 158H40V157H39ZM48 158H51V157L49 156ZM70 158H71V157H70ZM70 158H68V159H70ZM77 158H78V157H77ZM77 158H76V159H77ZM91 158H92V157H91ZM100 158H102V157H99L98 160H99ZM109 158H110V157H109ZM133 158H135V157H133ZM12 159H13V157H12ZM24 159H25V158H24ZM24 159H23V160H24ZM33 159L35 160L36 158H33ZM41 159H42V158H41ZM59 159L61 160V159H62V156H61V158H59ZM59 159H56L55 156H54V160H55V162H58ZM68 159H67V160H68ZM73 159H74V157H73ZM95 159H96V158H95ZM103 159H105V157H103ZM106 159H108V158H106ZM114 159H115V158H114ZM213 159H214V158H213ZM247 159H248V158H247ZM14 160H15V159H14ZM56 160H58V161H56ZM65 160H66V158H65ZM70 160H71V159H70ZM77 160H78V159H77ZM85 160H86V159H85ZM93 160H94V159H92V161H93ZM5 161H6V160H5ZM18 161H19V160H18ZM20 161H21V159H20ZM35 161H36V160H35ZM45 161H46V159H45ZM48 161H50V160L48 159ZM108 161H110V160H108ZM113 161H114V160H113ZM6 162H7V161H6ZM11 162H13V161H11ZM38 162H40V161H38ZM104 162H105V161H104ZM262 162H263V161H262ZM262 162H261V163H262ZM3 163H4V162H3ZM15 163H16V162H15ZM46 163H47V161H46ZM102 163H103V162H102ZM214 163H215V162H214ZM90 164H91V163H90ZM103 164H104V163H103ZM108 164H109V163H108ZM108 164H107V165H108ZM216 164H217V163H216ZM10 165H12V164H10ZM258 165H260V164H258ZM5 166H6V165H5ZM7 166H8V164H7ZM21 166H22V164H21ZM50 166H51V165H50ZM14 168H15V167H14ZM14 168H13L12 170H14ZM16 168H17V167H16ZM18 168H19V167H18ZM18 168H17V169H18ZM41 168H42V167H41ZM55 168H56V167H55ZM59 168H60V167H59ZM43 169H44V168H43ZM45 169H46V168H45ZM49 169H50V167H49ZM15 170H16V169H15ZM45 171H46V170H45ZM50 171H52V169H51ZM84 172H85V171H84ZM47 173H48V172H47ZM80 173H81V172H80ZM48 174H49V173H48ZM80 175H81V174H80ZM86 175H87V174H86ZM247 175H248V174H247ZM44 176H45V175H44ZM48 176H49V175H48ZM77 176H78V175H77ZM102 176H103V175H102ZM84 177H85V173H84L83 176L80 177V179H81V178L86 179V178H84ZM88 177H89V176H88ZM246 177H247V176H246ZM45 178H46V177H45ZM74 178H75V177H74ZM98 178H99V177H98ZM133 178H134V177H133ZM229 178H230V176H229ZM43 179H44V178H43ZM46 179H47V178H46ZM88 179H89V178H87V180H88ZM230 179H231V178H230ZM75 180H76V179H75ZM99 180H100V179H99ZM101 180H102V179H101ZM103 180H104V179H103ZM258 180H259V179H258ZM78 181H79V184H80L81 181H80L79 179H77V182H76V183H78ZM134 181H136V179H135ZM134 181H132V182H134ZM84 182H85V181H84ZM101 182H103V181H101ZM87 183H88V182H87ZM104 183H105V182H104ZM74 184H75V183H74ZM101 184H102V183H101ZM81 186H82V185H81ZM87 186H88V185H87ZM87 186H86V187H87ZM76 187H77V185H76ZM76 187H74V188H76ZM88 187H89V186H88ZM71 188H72V186H71ZM261 188H262V187H261ZM79 189H80V188H79ZM74 190H75V189H74ZM80 190H81V189H80ZM259 190H260V189H259ZM83 191H84V189H83ZM83 191H82V192H83ZM257 191H258V190H257ZM262 191H263V190H262ZM72 192H73V191H72ZM260 192H261V191H260ZM78 193H79V192H78ZM78 193H77V194H78ZM244 193H246V192H244ZM244 193H243V194H244ZM68 195H69V194H68ZM256 195H257V194H256ZM258 195H259V194H258ZM258 195H257V196H258ZM63 196H64V195H63ZM72 196H73V195H72ZM246 196H247V195H246ZM246 196H245V197H246ZM257 196H256V197H257ZM260 196H261V195H260ZM74 197H75V194H74ZM76 197H78V196H76ZM76 197H75L74 199H77ZM241 197H242V198H245L244 196H241ZM241 197H240V198H241ZM79 198H80V197H79ZM123 198H125V196H124ZM64 199H65V198H64ZM66 199H67V198H66ZM70 199H71V198H70ZM245 199H246L248 202L250 201V200L247 199V198H245ZM245 199H244V200H245ZM71 200H73V198H72ZM71 200H70V201H71ZM77 200H78V199H77ZM83 200H84V199L82 198V201H83ZM124 200H125V199H124ZM241 200H242V199H241ZM257 200H258V199H257ZM64 201H65V200H64ZM80 201H81V200H80ZM72 202H75V201H72ZM135 202H136V201H135ZM258 202H259V201H258ZM78 203H79V201H78ZM81 203H82V202H81ZM246 203H247V202H246ZM260 203H261V202H260ZM72 204H73V203H72ZM76 204H77V203H76ZM249 204H250V202H249ZM77 205H78V204H77ZM80 205H82V204H80ZM245 205H246V204H245ZM230 206H231V205H230ZM70 207H71V205H70ZM78 207H80V206H78ZM78 207H77V208H78ZM77 208H76V209H77ZM70 209H71V208H70ZM74 209H75V208H74ZM79 209H80V208H79ZM247 209H248V208H247ZM250 209H251V207H250ZM262 209H263V208H262ZM71 210H72V209H71ZM263 211H264V210H263ZM71 212H72V211H71ZM121 212H122V211H121ZM121 212H120V214H121ZM120 214H119V215H120ZM122 215H123V214H122ZM125 215H126V214H125ZM121 217H122V216H121ZM117 218H118V217H117ZM124 219H125V218H124ZM68 220H70V219H68ZM122 220H123V219H122ZM67 222H70V221H67ZM70 223H71V222H70ZM70 227H71V226H70ZM70 227H69V228H70ZM58 229H59V228H58ZM70 232H71V231H70ZM80 232H81V231H80ZM71 233H72V232H71ZM61 234H62V233H61ZM55 235L57 236V235H58V232H57V234L55 233ZM68 235H70V234L68 233ZM5 236H6V235H5ZM7 236H8V235H7ZM73 236H74V235H73ZM77 236H78V235H77ZM77 236H76V237H77ZM57 237H58V236H57ZM61 237H62V236H61ZM78 237H79V236H78ZM1 238H4V237H1ZM6 238H7V237H6ZM6 238H5V239H6ZM63 238H64V237H63ZM61 239H62V238H61ZM61 239H60V240H61ZM68 239H69V238H68ZM58 240H59V239H58ZM65 240H66V239H65ZM70 240H71V239H70ZM52 241H53V240H52ZM56 241H57V240H56ZM72 241H73V240H72ZM23 242H24V241H23ZM34 242H35V240H34ZM34 242H33V243H34ZM49 242H50V240H49ZM61 242H63V241H61ZM74 242H76V240H75ZM8 244H9V243H8ZM56 244H57V243H56ZM60 244H61V243H60ZM67 244H68V242H67ZM67 244H66V245H67ZM20 245H21V244H20ZM63 245H64V244H63ZM21 246H22V245H21ZM21 246H20V247H21ZM23 246H24V245H23ZM34 246H35V244H34ZM46 246H47V245H46ZM67 246H68V245H67ZM49 247H50V245H49ZM51 247H52V246H51ZM1 248H2V247H1ZM200 248H201L200 251H196V250H195V251L197 252V254H203V253H204V252L202 251L203 248H202V247H200ZM15 249H16V248H15ZM15 249H13V251H14ZM59 249H61V248H59ZM65 249H66V248H65ZM65 249H64V250H65ZM16 251H17V250H16ZM35 251H37V250H35ZM39 251H40V250H39ZM62 251H63V250H62ZM65 251H66V250H65ZM67 251H68V250H67ZM0 252H1V249H0ZM57 252H58V251H57ZM60 252H61V251H60ZM13 253H15V252H13ZM24 253H25V252H24ZM24 253H22V254H24ZM37 253H38V252H37ZM62 253H63V252H62ZM66 253H67V252H66ZM66 253H65V255H66ZM208 253H209V252H208ZM16 254H17V253H16ZM18 254H19V252H18ZM60 254H61V253H60ZM71 254H72V253H70V255H71ZM210 254H211V251H210ZM216 254H217V253H216ZM4 255H5V253H4ZM27 255H28V254H27ZM57 255L60 256L59 254H57ZM68 255H69V254H68ZM205 255H206V252H205ZM213 255L215 256V254H213ZM217 255H219V254H217ZM1 256H2V255H1ZM6 256H7V253H6ZM8 256H9V255H8ZM18 256H19V255H18ZM44 256H45V254H44ZM193 256H194V255H193ZM214 256H211V255H210V258H211V259H215V258H213ZM228 256H229V255H228ZM15 257H16V256H15ZM19 257H20V256H19ZM64 257H65V256H64ZM199 257H200V256H199ZM215 257H216V256H215ZM230 257H231V256H230ZM7 258L9 259V257H7ZM13 258H14V257H13ZM24 258H25V257H24ZM205 258H206V257H205ZM207 258H209V255H208ZM210 258L207 259L208 262L211 261ZM218 258H220V257H218ZM218 258L216 257V259H218ZM222 258H223V257H222ZM226 258H227V257H226ZM233 258L235 259V257L232 256L231 259H233ZM14 259L17 260V258H14ZM21 259H22V258H21ZM45 259H46V258H45ZM61 259H62V257H61ZM195 259L198 260L197 258H195ZM195 259H194V260H195ZM216 259H215V260H216ZM231 259H230L229 261L232 262L233 260H231ZM249 259H250V258H249ZM252 259H253V258H252ZM1 260H2V259H1ZM18 260H19V259H18ZM35 260H36V259H35ZM200 260H201V259L199 258V261H198V262H200ZM209 260H210V261H209ZM215 260H214V261H215ZM220 260H221V259H220ZM26 261H27V260H26ZM33 261H34V260H33ZM36 261H38V259H37ZM41 261H42V260H41ZM59 261H61V260H59ZM192 261H193V260H192ZM201 261H203V260H201ZM214 261H213V262H214ZM223 261H224V260H223ZM227 261H228V258H227ZM229 261H228V263L225 261L226 263H224V264H229V263H231V262H229ZM2 262H4V260H3ZM8 262H9V261H8ZM15 262H17V261H15ZM18 262H19V261H18ZM30 262H31V261H30ZM34 262H35V261H34ZM61 262H62V261H61ZM203 262H205V261H203ZM235 262L237 263V260L234 261V263H232V264H235ZM240 262H241V261L239 260V264H240ZM242 262L245 263V261H243V260H242ZM251 262L253 263V261H251V260H250V261L247 260V263H245V264H252ZM27 263H28V262H27ZM200 263H201V262H200ZM263 263H264V262H263ZM17 264H18V263H17ZM22 264H23V263H22ZM34 264H36V263H34ZM201 264H202V263H201ZM205 264H206V263H205ZM208 264H209V263H208ZM241 264H242V263H241ZM254 264H255V263H254Z\"/></svg>",
	"mask_w": 264,
	"mask_h": 264
}]
</instances>
